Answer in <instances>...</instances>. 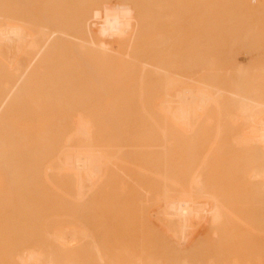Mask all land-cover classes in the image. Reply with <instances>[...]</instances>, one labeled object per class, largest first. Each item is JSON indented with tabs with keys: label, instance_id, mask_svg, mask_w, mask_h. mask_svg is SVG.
<instances>
[{
	"label": "rangeland",
	"instance_id": "374dc122",
	"mask_svg": "<svg viewBox=\"0 0 264 264\" xmlns=\"http://www.w3.org/2000/svg\"><path fill=\"white\" fill-rule=\"evenodd\" d=\"M4 1V0H3ZM5 1H7V0H5ZM19 1H22V2H19ZM33 2H31V1H26V2H24V0H17V3L19 2V4H15L14 6H12V5H10V4H12V2H10V3H8L7 4V2L2 6V8L5 6V8L4 9H0V10H12V9H15V10H17V8L19 9L18 10V12H24L26 9H27V11H29V12H27V13H30V14H28V15H30V16H28L27 15V18H30V19H34V17L33 16H36V18L39 20V21H41V23L42 24H49L48 26H50V27H47L46 29L48 30H46L45 29V31H47V32H51L52 30H50L51 29V27H53V26H55V27H53L52 29H54V30H57L58 31V29H62V27L64 28V30L65 29H69L70 28V30L72 31V34H71V31L70 30H67V33L69 34V35H74L75 37L77 36V38H74V36H72V38H66V37H63V35H62V33H59V32H56L54 35H52L51 37L52 38H50V40H49V48H53L54 47V45H56L55 46V49L53 48L52 49V51L51 52H53V51H55L56 52V49H58L57 51H60L59 49V45H62L63 43H64V45H66V46H64V48L62 49V50H64V51H66L65 53H63L62 51V53H63V55H67L66 57H68L69 56V58L70 59H77V58H79L78 60H77V62L80 60H82L80 57H83V56H85V55H83V54H86L87 52L86 51H89L88 53V57L89 56H92L93 57V55L94 56H96V57H99L98 55H95L96 53L97 54H99V53H101V52H99V51H101L100 50V47H99V49H97V50H99V51H96V48H90L91 50H93V51H96L95 53H90V52H93V51H91L89 48H88V45L87 46H84V47H86L85 49L86 50H83V48L84 47H81V48H79V42L80 41H78V40H81V42H82V40L84 39H86V37L88 38V42H89V40H91V43H92V41H93V43H97V45L98 44H101L100 46H103L104 45V43H106V41L108 42V43H106L105 45H107V44H109V45H111V47H113V44H114V47H113V49L115 48L116 49V46L118 45L119 46V42H121V44H123L122 42H124V43H126V42H128L129 43V45L128 44H124V46H119V47H117V48H119V52H121V54H120V56L122 57H124V58H121L120 56H119V54H118V57H115L114 55H117V54H114V53H111L110 52V58H112L111 56V54H113V59H112V62H113V66H111L112 65V63L111 62H108L107 60H110V58L109 59H106V57L108 58L109 56L107 55L106 57H103V58H105L104 60L103 59H101V57L103 56V55H101V57H100V59H97L96 57H91V60H92V62L94 61V63H92V65L90 64V65H88V62L87 63H85L84 62V59H83V61L82 62H84V64H82L81 62H78V63H76V60H71L72 61V65H71V63L69 64V65H71L72 66V68H70V66L68 67V65H67V63L65 62V64L64 65H67V66H65V67H68L69 69L67 70L66 68H64V69H66V70H63V69H61V67H62V63L64 62V58H60L61 59V61H59V59H58V63H59V65H58V63L56 64V63H53V65L51 64V62H49L48 64L45 62L44 64L46 65V67L48 68L49 67V69H47V72L50 70V64H51V66H52V68H55L54 67V65H57V67H59V68H55V69H59V70H61V72L63 71V73H61L60 71L58 72V70H56V72H53L54 71V69H53V71L52 70H50V74L53 72L54 74H55V76H53V74H51V80H47V78L45 79V80H47V81H45L44 80V78H42L41 80H40V85H41V87L42 86H44L45 88H44V90H46L47 91V94H46V91H44L43 90V88H41L42 89V91H40V93H42L43 91V95H45V96H43L42 94H40V95H42V98L44 99L45 98V101L43 100V102H46V101H50L51 99H52V101L53 102H56L55 100H54V98H56V97H52V96H55V95H57L58 93H56L55 91H56V87L59 85V87H57V88H59L60 90H63V88L64 87H66L67 89H66V91H70L67 95H68V97L71 95V92L73 93L72 94V96H70V98H71V101L73 100V101H75V100H77V99H75V98H77V97H79L80 98V100H78V101H76V102H81V103H84V104H82V106L84 105V106H86V104L88 103H90L92 106L91 107H89V108H92V110H94V113L95 112H97L99 109H100V111L98 112V113H96V114H94L93 112V114L94 115H98V118L100 119V117H102L103 116V118H101L102 120H101V123H104V125H102L101 123H100V125L101 126H99V127H101V128H99L98 129V132L101 134H99V135H97V139H98V136L100 137H102V141H103V137H104V139L105 140H107V141H109L110 142V144H112V141H114V143L115 142H123L122 144H123V146L124 147H122L123 149H125V144H127V149H125L124 151H122L123 149H120L119 147V149H120V153L121 152H123L122 153V155H125V157L123 156V157H118L117 155H120L119 154V149L117 148V146H118V144H112L111 146H110V144L108 145V146H105V145H107V144H105L104 146L106 147V148H108V150H109V152H111V153H113L114 152V154L113 155H115V153H116V155L115 156H117L114 160H116L115 161V163L117 164H121V166H123V167H117V165H116V169L117 168H119V169H122V170H118L119 171V173H117V175L115 176V173H114V176H113V174H110L111 176L109 177V178H111L110 180H108L106 183H104L105 184V186H104V184H101L100 186H99V188H98V190H96L93 194H91V195H93V197L90 199H88L89 200V202H87L88 203V206L89 207H84V205H82V204H80V205H78L79 207H83V208H85V209H82V207L81 208H77V207H75L74 209L73 208H70L69 207V205L68 204H66V202L64 203V202H62L63 200H60V199H58V200H56L57 201V205L59 206L60 205V207H57V209H59V210H57V209H55L54 208V206L52 207V205H56V204H50L51 202L52 203H56V201L54 200V196H56L57 194H49V192L48 191H46V192H48V194L50 195V196H52L51 198H52V200H51V202L49 203V201H50V197H49V195H47V199H49L48 201H46V200H44L45 201V204L47 203L48 204V207L50 206L51 208H53L54 210H57L58 211V213H60V215H58V213L57 212H53L52 213V211H54L53 209H52V211H50L51 210V208L50 209H47L46 211H48L47 213H49L48 214V216L44 219V222L46 223H49L48 222V219H52L53 218V220H55V219H58L59 217H60V219L61 220H63L62 219V217H64L65 219L63 220V221H65L66 219H68L69 218V216L67 217V214H70V212L68 211L69 209H68V207L70 208V210L71 211H73V212H75L77 209H82V210H80V212L78 213V214H76L77 216H79V217H77L76 218V216L75 215H71L72 216V218L70 217V219H72V220H74V218H75V220L73 221V225H75V226H73L72 228H77V229H79V227L81 226V228L80 229H86L87 230V234H88V236L89 237H84V238H82L81 239V241L79 240V241H76V242H72L71 241V245L68 247L69 249H67V253H69V254H72V250H73V248L72 247H74L75 245V247H74V251H77L78 252V255L80 254L79 252H81V251H84V253L83 252H81L82 254H83V256H85V255H88V256H86V257H83L81 254H80V258L78 257V258H76L77 260L79 259V262H81V261H83L84 259V261H85V263L84 262H81V263H83V264H89V263H91V260L90 261H88L89 260V258H91L93 255V248H92V246L90 245L91 244V242H89V241H91V237L93 236V238L95 237V238H97V239H95L94 238V240H95V243L97 244L98 243V245L100 246V248H101V250L102 249H104V250H102V252H104L105 254H108L107 256H105L104 255V259L105 258H107V257H109V256H111V259L109 258L108 260H113L112 258H115L114 259V263L113 262H111L112 264H116V261L117 260H120V261H118L117 262V264H124V262H126V261H128V262H130V261H132V260H135V258H136V260L137 259H142L141 261L143 262V260H144V262H146L145 260H151V259H153L152 257H151V255L154 253L155 254V256H157L158 255V252L160 251V252H162V253H165V254H163V259H176V258H179V257H181V256H176L175 255V253H174V256H172V255H169V252L171 251L172 252V250H171V246H169V245H166L165 244V240L164 239H161V241L163 240V242H160V241H158V239H156V232H154V229L153 228H151V223L152 222H149L147 219L145 220L143 217H146L145 215L148 213V214H150V213H152V214H154L153 212V209H151L152 210V212H149V211H151L149 208H144V206H141V203H142V205H143V203L146 201H149L150 200V198L153 196V194H151V193H154V196H155V193L157 194V189L159 188V186L158 185H160V183H159V179L160 178H158L157 177V172L159 171L158 169H156L155 167H152V169H151V167H150V165H151V163H155L153 166H155V165H157V163L155 162V161H157L156 160V156H157V149L156 148H158L157 147V143L155 142V137H156V132L158 131V125H159V120H158V116H159V108H157V106L159 107V103H160V101H161V99H162V94H161V92H160V90H158V87H157V85L155 84L156 82H154V80H153V82H154V84H150V83H152V81L151 82H146V81H150V77H147V79H146V76H148V75H151L150 73H151V68L153 67L152 66V63L154 64L156 61L158 62L160 59H161V61L163 60V59H165V62L167 63V65H166V63H163V65L165 64L167 67H169V69L171 68V67H173L172 69H170V70H174V71H176V69H178L177 71H179V70H181L182 72V74H186V78L184 77H182V74L180 75V74H178V75H180L183 79H187L188 80V78L187 77H189V79H190V81L191 82H189V80L188 81H186V83L184 84L185 86L182 88L181 86H179V84H177L179 87H175L176 89H174V91H173V94H174V96H173V101H172V110H173V113L174 114H177L175 117H174V121H175V124H177V128L178 127H180V130L179 129H177L176 128V130H175V132H176V136H175V138L177 137V135L179 136V135H181V136H179V137H177L176 138V141H177V144L178 145H176V143H175V147H182V148H180L181 150L178 152V157L177 158H179L180 157V159H178V160H175V162L176 163H178V164H180V169H177L178 170V174H180V175H183V171H181V169H183L184 170V168H185V166H186V168L189 166V165H191V164H193L194 165V163H193V161L192 160H194L195 162H197L198 161V158L200 157V153L201 152H203V153H201V155L202 154H206V153H208L207 152V149H211L210 150V152L208 153V156H206V158L207 157H209V159L207 160V159H204V162L202 163V166H201V169L200 170H202V172L204 171V170H206L207 168H209L208 169V180H207V183H208V185L206 184V187H208L207 189H209L210 187H215V188H210V189H212V190H215L217 193V195L218 196H221L222 197V200H224V203H226V205L228 204L229 206H230V208L229 209H227V211H228V213L230 214V213H233V212H236V213H233V214H235V216L238 218V220H239V218H240V220L242 221H238V220H236L237 218L235 217V216H233V217H231V218H235V219H232V220H234V222L236 223H232V220L230 219V216L232 215H229V218H228V221L229 220H231V225H230V227H229V225L227 224V226H225V223H224V227H225V229H223L224 227L222 226H220L219 225V227H221V229L218 231V229L217 228H219V227H215V229H214V227L213 226H211V225H206V228L204 227H200V226H198V227H200V230H198V228H197V226H196V228H195V230L197 231L196 233V236L198 237L199 235H201V236H199V238H196L195 240H196V242H195V240L192 242L193 243V247H191V250L189 251V247H188V249H186L185 248V251L186 252H189L187 255L189 256L188 258H191V259H189V261H192V262H196V261H199V262H206L208 259H212L211 261H215V263L216 264H228V262L231 260V262H232V260H233V258L234 257H238V262L236 263V264H240V261H241V264H246V260H252L251 262L250 261H248V264H256L257 262L259 263L260 262V260H261V264H264V193L263 194H261L260 195V193H262V192H264V189L263 190H261L262 189V187L264 188V184H262L264 181V171H263V174H261L262 172V170H261V168L264 166V161L263 160H261V159H259L258 158V156L256 155V153L254 152V153H250V152H248L249 154H247V152H246V150H245V152H244V149L242 148L241 149V147L240 146H238L236 143H234V142H231L230 140L233 138V136H234V133L236 132V130L240 127V126H237V125H240V123H241V121H236V123H235V126H237V127H234V122H233V125H232V123H231V119H233V118H231V116H233L232 114H231V116H230V108H229V110H228V107H226V106H223V105H225V104H223L224 102H226V99L228 98V96L226 97V95H224L225 97H226V99L224 100V102H220V104H219V101H222V99H224L225 97L224 96H222V97H217L218 95L216 94V93H212V92H209V93H207L208 91H205V86H204V84H208V82H206V83H203L202 81L204 80V78L206 79L207 78V80L209 79L210 81H209V84L211 85L212 84V82H216V86H218V89H216L215 88V86H214V88H215V91L214 92H216L217 90H219V89H221V88H219L220 86H221V84L223 85V87H226V88H228V89H226V90H229L230 89V91L231 90H238V88L239 87H241V83L243 82V87L245 86V81L247 82L248 80V78H249V72H251L252 73V71L255 73V65L256 64H258V62L260 63V64H264L262 61H264V15H257V16H249V15H247V13H245L244 12V9H240V7H242V6H240V4H239V0H78V2H77V0H62V1H64V2H62V3H59L60 5H62L61 7H57L56 6V3L54 4V1L56 2V0H50L49 2L48 1H46V0H32ZM37 1H39V2H37ZM45 1H46V3H45ZM59 1H61V0H59ZM84 1H85V3H84ZM124 1V2H123ZM132 1V3H130ZM81 2V3H80ZM83 2V3H82ZM134 2V3H133ZM146 2V3H145ZM237 2V3H236ZM38 3V4H37ZM45 3V4H44ZM92 3V4H91ZM149 3V4H148ZM262 3H264V0H251V4L254 6V7H256L257 5H259V4H262ZM47 4H49V6L48 7H46L47 6ZM55 5L57 8H55V6H53L54 8H51V6L52 5ZM57 4H58V2H57ZM59 4H58V6H59ZM73 4V6H71ZM126 4V5H125ZM129 4H131V5H129ZM145 4V5H144ZM150 4H151V6H150ZM154 4V5H153ZM6 5H8L9 7H7ZM17 5V6H16ZM22 5V6H21ZM34 5L36 6V7H34ZM75 5V6H74ZM128 5V6H127ZM144 5V6H143ZM236 5V6H235ZM238 5V6H237ZM1 6V5H0ZM40 6H42L41 8H40ZM64 6H65V9L63 10L62 8H64ZM78 6V7H77ZM152 6H154V8L152 7ZM10 7H11V9H10ZM13 7V8H12ZM34 9H33V8ZM43 7L45 8H48V10H49V12H47L48 10L47 9H44L45 11H42V12H44V13H42L41 11H39L40 9L42 10L43 9ZM107 7H109V8H107ZM123 7V8H122ZM144 7V8H143ZM147 7V8H146ZM24 8V9H23ZM37 8V9H36ZM40 8V9H39ZM105 8H106V10H105ZM148 8L150 9L149 11H147L148 10ZM239 8V9H238ZM54 9V10H53ZM58 9V11H56ZM61 9H62V11H61ZM88 9V10H87ZM99 11H98V10ZM104 9V10H103ZM51 10H53V11H51ZM109 10H110V12H112V13H109ZM132 10V11H131ZM154 10V12L152 13V11ZM239 10V11H238ZM30 11H32V12H30ZM54 11H56L55 12V14L53 13ZM69 11V12H68ZM77 11H79V12H77ZM81 11H82V13H81ZM86 11V12H85ZM143 11H145V12H143ZM147 11V12H146ZM1 12V11H0ZM39 12V13H38ZM60 12H64V14L63 15H61V13ZM73 12V13H72ZM88 12V13H87ZM119 12H121V13H119ZM122 12H123V14H122ZM45 13H49L48 14V16L50 15V14H53V15H50V17H49V20H50V22L52 21V23L50 24L49 23V21L47 20V18H48V16H47V14H45ZM69 13H71V14H69ZM83 13H84V16H83ZM96 13V14H95ZM114 13V14H113ZM124 13H125V15H124ZM147 14L148 16H149V18H148V16L147 15H145V14ZM150 15H149V14ZM152 13V14H151ZM165 13V14H164ZM202 13H203V15H202ZM38 14V15H37ZM43 14V15H42ZM58 14V15H57ZM67 15V17H66V15ZM72 14H74V16L72 15ZM78 14H79V16H80V18H82V19H79V16H78ZM117 14V15H116ZM127 14H129V15H127ZM145 15L144 17H143V15ZM156 14H158V15H156ZM205 14H206V16H205ZM33 15V16H32ZM45 15V16H44ZM70 15L71 16H73V18H72V20L74 21V23H77V25L75 26L74 24H73V21L71 20V17H70ZM94 15V16H93ZM106 15H107V17H106ZM110 15V16H109ZM151 15H152V17H151ZM44 16V17H43ZM47 16V17H46ZM52 16H54V17H52ZM57 16V17H56ZM59 16V17H58ZM69 16V17H68ZM75 16H77L78 17V19L75 17ZM107 18V19H105L104 20V18L105 17ZM154 16V17H153ZM52 17V18H51ZM61 17V18H60ZM93 17V18H92ZM95 17V18H94ZM101 17V18H100ZM113 17H114V20H115V22H114V20H112L113 19ZM116 17V18H115ZM119 17V18H118ZM124 17H125V19H124ZM143 17V18H142ZM151 17V18H150ZM236 17V18H235ZM46 18V19H45ZM57 20H56V19ZM65 18V19H64ZM68 18H70L69 19V22L70 21H72L71 23L73 24H68V25H66L68 22ZM123 20H122V19ZM128 18V19H127ZM140 18V19H139ZM53 19H54V21H53ZM62 19H64V20H62ZM110 19V20H109ZM118 19V20H117ZM130 19H133V20H130ZM135 19V20H134ZM47 20V21H46ZM64 21V23L62 22H57V21ZM79 20V21H78ZM81 20V21H80ZM85 22H84V21ZM107 20H109V21H107ZM126 21V23L125 22H123V21ZM139 20H141V21H139ZM143 20H146L145 21V23H144V21ZM106 21V22H105ZM110 21H112V22H110ZM118 21H120L119 23H116V22H118ZM129 21H132V23H134V25L131 23V22H129ZM163 21V22H162ZM176 21V22H175ZM216 21V22H215ZM256 22L258 25V27L257 28H259V29H257L258 31H255L256 33H254V32H251L252 34H254V36L256 35V38L254 37V36H247V35H249L248 34V32L246 31V29H244L245 27L248 29L249 28V24H250V22ZM44 22V23H43ZM55 22H57V23H55ZM67 22V23H66ZM81 22H83V25H82V23ZM105 22V23H104ZM121 22L123 23V24H121ZM140 22V23H139ZM60 23V24H59ZM66 23V24H65ZM85 23V24H84ZM113 23V24H112ZM116 23V24H115ZM152 24V25H150V24ZM53 24V25H52ZM56 24V25H55ZM106 24V25H105ZM110 24H112V25H110ZM126 24H128L127 26H126ZM131 24V25H130ZM252 24V23H251ZM110 25V26H109ZM113 25H115L114 27H113ZM117 25V26H116ZM121 25V26H120ZM142 25H143V27H142ZM155 25V26H154ZM160 25V26H159ZM182 25H184V26H182ZM249 25V26H248ZM44 26V25H43ZM58 26H60V27H58ZM69 26V27H68ZM72 26H75V28H77L78 26H79V28H81L82 27V29H79V32H77V30H74V27H72ZM81 26V27H80ZM84 26V27H83ZM123 26V27H122ZM129 26V27H128ZM134 26V27H133ZM234 26V27H233ZM87 27L89 28V29H87ZM105 27H107V28H105ZM111 27H113V28H111ZM122 27V28H121ZM141 27V28H140ZM154 27V28H153ZM215 27L217 28L216 30H215ZM56 28V29H55ZM58 28V29H57ZM73 28V29H72ZM83 28H85V30L83 29ZM96 28V29H95ZM108 28L109 29H111V30H108ZM115 28H116V30H115ZM117 28H118V31H117ZM124 28H126V29H124ZM130 28V29H129ZM134 28H136V29H134ZM242 28V29H241ZM104 31H103V30ZM114 29V30H113ZM185 29V30H184ZM64 30H62V31H64ZM81 30V31H80ZM89 30V31H88ZM242 30V31H241ZM244 30V31H243ZM103 31V32H102ZM106 31H108V32H106ZM123 32V34H122V32ZM126 31V34L127 35H125V32ZM134 31V32H133ZM207 31H209V32H207ZM218 31V32H217ZM65 32V31H64ZM76 32V33H75ZM236 32V33H235ZM259 32V33H258ZM57 33H59L58 35H60V37L57 35ZM107 33H109V34H107ZM111 33V34H110ZM113 33V34H112ZM114 33H115V35H114ZM121 33V34H120ZM141 33V34H140ZM251 33H250V35H251ZM76 34V35H75ZM79 36H78V35ZM99 35V37H98V35ZM104 34V35H103ZM140 34V35H139ZM160 34H162V37L160 38ZM204 34V35H203ZM243 34V35H242ZM67 35V34H66ZM81 35V36H80ZM119 35V36H118ZM123 35H125L124 37L125 38H123ZM163 35H164V37H163ZM209 35H211L210 37H209ZM220 35V36H219ZM233 35V36H232ZM236 35V36H235ZM237 35H238V38H237ZM57 36V37H56ZM61 36L63 37V38H61ZM104 36V37H103ZM115 36H117V38L115 37ZM129 36H131L130 38H129ZM176 36V37H175ZM214 36V37H213ZM223 36V37H222ZM55 37V38H54ZM82 37V38H81ZM98 37V38H97ZM108 37V38H107ZM120 37H122V38H120ZM197 37H199L198 39H197ZM205 37H207V39L205 38ZM212 37V38H211ZM242 37V38H241ZM63 39L62 41H63V43H61V42H59V44H57L58 43V41H59V39ZM102 38H104L103 40H102ZM114 38H115V40H114ZM127 38V39H126ZM128 38L130 39V40H128ZM166 38H167V41H164V40H166ZM190 38V39H189ZM53 39V40H52ZM55 39H57V40H55ZM67 39V40H66ZM78 39V40H77ZM119 39H121V40H119ZM134 41H133V40ZM160 39H162V40H160ZM195 39V40H194ZM51 40L53 41V42H51ZM65 40V41H64ZM87 40V39H86ZM98 40V41H97ZM100 40H102V42L100 41ZM110 40V41H109ZM124 40H126V42L124 41ZM128 40V41H127ZM150 40V41H149ZM153 40H155V41H153ZM190 40V41H189ZM194 42H193V41ZM215 40H216V42H215ZM57 42V43H55V42ZM61 41V40H60ZM151 41H153V42H151ZM162 41V42H161ZM51 42V43H50ZM75 42L76 43H79L78 45H74L75 44ZM88 42H85V43H88ZM111 42V43H110ZM131 42H132V44H131ZM161 42V43H160ZM167 42H168V44H167ZM83 43V42H82ZM84 43V44H85ZM117 43H119V44H117ZM154 43V44H153ZM189 43V44H188ZM209 43V44H208ZM149 44V45H148ZM158 44V45H157ZM171 44V45H170ZM103 46V48L105 49V48H109V47H106V46ZM108 45V46H109ZM128 45V46H127ZM191 45V46H190ZM197 45V46H196ZM226 45V46H225ZM128 47V49H127V47ZM131 46V47H130ZM140 46H143V47H141L140 48ZM149 46H153V47H149ZM154 46H155V48H154ZM185 46V47H184ZM193 46V48H191ZM199 46V47H198ZM209 46V47H208ZM222 46V47H221ZM63 47V46H62ZM75 47H77L78 49H77V51H80V52H78V53H76L75 52V56H73V51H75L73 48H75ZM110 47V48H111ZM122 47H124L125 49H123ZM158 47V48H157ZM162 47V48H161ZM184 47V50L182 49ZM195 47V48H194ZM208 47V48H207ZM49 48H47L48 50H50ZM164 48V49H163ZM201 48V49H200ZM76 49V48H75ZM101 49H102V47H101ZM112 49V48H111ZM112 49V50H113ZM123 49V50H122ZM144 49V50H143ZM152 49V50H151ZM180 51H179V50ZM191 49V50H190ZM200 49V51H198ZM209 49V50H208ZM213 49V50H212ZM46 50V49H45ZM68 50V51H67ZM112 50H110V51H112ZM130 50V51H129ZM134 50H136V51H138L136 54L135 53H133V52H136V51H134ZM143 50V51H142ZM160 50H162V51H160ZM187 50V51H186ZM196 50V51H195ZM202 50V51H201ZM217 50V51H216ZM81 51H83V52H85V53H83V54H81ZM114 51V50H113ZM127 51V52H126ZM142 52V53H139V52ZM148 51H152L151 53H150V55H148ZM189 51V52H188ZM231 51H233V52H231ZM99 52V53H98ZM115 52L117 53V51L115 50ZM129 52V53H128ZM145 52V53H144ZM160 52V53H159ZM197 52V53H196ZM200 52V53H199ZM222 52V53H221ZM231 52V53H230ZM71 54V56H70V54ZM132 53V54H131ZM158 53V54H157ZM188 53H190L189 55H187ZM196 53V54H195ZM219 53H221V54H219ZM69 54V55H68ZM78 54V55H77ZM128 54V55H127ZM141 54V55H140ZM143 54V55H142ZM144 54H146V55H144ZM60 55V53L58 54V56ZM76 55H77V57H76ZM81 55H83V56H81ZM125 55V56H124ZM127 55V56H126ZM133 55L136 57V56H138V57H133ZM197 55H198V57H197ZM224 55V56H223ZM228 55V56H227ZM231 55H232V57H231ZM62 56V55H61ZM79 56V57H78ZM128 56H130L129 58H128ZM173 56H175V57H173ZM193 56V57H192ZM65 57V56H64ZM72 57V58H71ZM86 57V56H85ZM141 57V58H140ZM162 57H163V59H162ZM182 57L183 58H189L188 60L186 59H182ZM196 57V58H195ZM214 57V58H213ZM227 57V58H226ZM230 57V58H229ZM58 58V57H57ZM68 58V59H69ZM120 58H121V60L123 59V61H126V63L125 62H123L122 63V61L120 60ZM126 58V59H125ZM176 58V59H175ZM194 58V59H193ZM223 58V59H222ZM62 59H64L63 60V62H62ZM70 59H69V61H70ZM86 60L88 59V58H85ZM90 59V58H89ZM94 59V60H93ZM115 59V61L117 62H115L116 64H114V60ZM117 59H119V60H117ZM128 59V60H127ZM139 59V61H137ZM143 59L145 60V61H143ZM179 59V60H178ZM221 59V60H220ZM228 59H230V60H228ZM66 60H67V58H66ZM97 60H99V61H102V62H104L105 60H106V65H101V63L102 62H100L99 63V61H97ZM147 60V61H146ZM190 60H191V62L192 63H189L190 62ZM214 60V61H213ZM228 60V61H227ZM235 60V61H234ZM68 61V62H69ZM70 61V62H71ZM97 61V65L95 66V67H101V66H105V68H103L102 67V69H108V67H110L109 69V71H112L113 69L115 70V68H120V67H124V69L126 68L127 69V66L126 65H128V62H129V65H128V68L130 67V68H136L137 70H135L136 71V73H135V71H134V69H133V71H134V73L132 74V76L130 75V73H126L127 75H130V79H129V77L126 75V77H125V74H121L120 73V75H122V77L120 76V75H114V79L113 80H110L112 77H109V81H114L115 79H116V83H115V81L114 82H109V83H111V84H108V79H107V77H108V74L107 73H109L110 74V72L108 71V72H105L104 70H103V73L105 72V75L107 74V76H105L104 78H106L107 79V81H106V79L103 81V74L102 73H100V75H101V77H100V75H98L101 79H102V81L105 83V85H104V83L102 84L101 83V80H98L97 79V77H96V79L94 78V75H95V73L91 76L90 75V77H91V79H90V77L88 76L89 74H92L91 73V70H92V68H94V65H95V62ZM119 61V62H118ZM134 61V62H133ZM141 61H143V63L140 65L139 63L141 62ZM193 61H194V64H193ZM212 61H213V63H212ZM240 61V62H239ZM254 61V62H253ZM74 62V63H73ZM137 62H139L138 64H137ZM150 62H152V63H150ZM184 62V63H183ZM202 62V65L200 64ZM250 62V63H249ZM253 62V63H252ZM91 63V62H90ZM108 63H111V64H108ZM144 63H148V65L147 64H145V66H144ZM182 63V64H181ZM245 63V64H244ZM250 65L251 64V66H252V64L254 65V66H252L251 68H249V66H248V64ZM81 65V66H78V65ZM117 64H118V66H117ZM150 64V65H149ZM171 64V65H170ZM187 64H188V66H187ZM240 66H239V65ZM43 65V64H42ZM49 65V66H48ZM64 65H63V67H64ZM101 65V66H100ZM109 65V66H108ZM137 65H139V67L137 66ZM164 65V66H165ZM174 65V66H173ZM182 65H183V67H182ZM212 65V66H211ZM61 66V67H60ZM77 66L79 67V71H77V72H75L76 71V68H77ZM86 66V67H85ZM117 66V67H116ZM126 66V67H125ZM142 66V67H141ZM147 66H149V67H147ZM189 66H191V67H189ZM196 66V67H195ZM241 66H242V68H245L246 66H248V70H246L247 71V73H245L247 76L244 78V80H242L243 78L241 77L243 74H244V71L243 72H240L239 73V68L241 69ZM42 67V66H41ZM43 67H45V66H43ZM73 67L75 68V69H73ZM90 67V68H89ZM92 67V68H91ZM192 67H194V68H192ZM203 67V68H202ZM84 68H85V70H84ZM86 68H87V70H86ZM91 69V70H89V69ZM112 68V69H111ZM184 70H183V69ZM187 68V69H186ZM192 68V69H191ZM260 67H258V70H260L261 68H263V67H261L260 69H259ZM70 69L72 70H74V71H71L70 72ZM95 69V68H94ZM94 69H93V71H94ZM98 69V68H97ZM142 69H144V70H142ZM145 69H148L146 72H145ZM191 69V70H190ZM212 69V70H211ZM228 69V70H227ZM238 69V70H237ZM253 69V70H252ZM6 69L3 67H0V79H1V82H2V84H3V86H2V90L3 91H5L4 90V84H6V83H4V81H2V79H4L5 81H11V82H13L14 81V78H11L10 77V75L9 74H7V71H5ZM82 70H84V71H86L84 74H80V72L82 73ZM89 70V71H88ZM121 70V69H120ZM140 70V71H139ZM187 70V71H186ZM251 70V71H250ZM264 70V69H263ZM68 71L70 72L69 74H71V75H69L70 77H71V79H70V77H69V79L70 80H68V81H61V80H63V79H61V77L59 78V81H61V85L62 86H60V84H59V81H58V77H56L57 75L58 76H62L64 73H65V75L67 76V74H66V72L68 73ZM101 70H99V72H100ZM117 71V70H116ZM125 71V70H124ZM127 71H130V70H128L127 69ZM218 71H220V72H218ZM237 71V72H236ZM44 73L45 75H47L48 73ZM58 72V73H57ZM88 72H89V74H88ZM94 72H96V71H94ZM120 72H123V70H121ZM171 72H173V71H171ZM209 72V73H208ZM217 72L218 73H220L219 75L217 74ZM260 72V71H259ZM262 72H264V71H262ZM86 73H87V75H86ZM112 73V72H111ZM113 73H115V71L113 72ZM112 73V74H113ZM146 74V73H149V74H146V76L144 75V74ZM176 73H178V72H176ZM189 73V74H188ZM237 73H239V74H237ZM5 74V75H4ZM112 74H110V75H112ZM244 74V75H245ZM256 74L257 75H255V79H257L256 77H258V79H261L262 77H261V75L262 74H260V73H258V72H256ZM260 74V75H259ZM7 75H9V76H7ZM144 75V78L143 77H141V76H143ZM174 75H177V74H175L174 73ZM201 75V76H200ZM252 75V74H251ZM264 75V74H263ZM2 76H3V78H2ZM49 76V74L47 75V77ZM65 76V78H68V77H66ZM74 76V77H73ZM117 76H119V78H122L123 79V81H124V83H122L121 82V84H119L120 83V79L119 78H117ZM180 76H177V78L178 79H180L181 77ZM204 76V77H203ZM206 76V77H205ZM219 77V78H217V80L219 81V79L221 80L220 82H217V80H215V78L216 77ZM238 76H240V77H238ZM8 77H10V80H9V78ZM44 77H46V76H44ZM55 77V79H53ZM82 77H84V80L82 81V80H80V78L82 79ZM87 77V78H86ZM141 77V78H140ZM191 77V78H190ZM195 77V81H192V80H194V79H192V78H194ZM62 78H64V76L62 77ZM137 78V84H138V82H139V80L141 79V81H142V83L143 82H146V83H149L150 85H151V91H149L150 90V88H149V84H148V86L147 85H144V83H143V85L146 87V89L147 88H149V89H147L149 92H147V90H145V87H142V88H137V91L138 90H140L139 91V93H142V95H144V96H141V94H140V100H138L139 99V97L137 96L136 97V95H137V93H136V89L134 88V87H136L135 86V84H134V90L133 89H131L130 87H128L129 86V82H131V80L133 79V80H135ZM140 78V79H139ZM200 78V82H202L201 84H199V85H201V86H204V87H201L200 89H199V85L198 84H195V83H197V79H199ZM211 78H213L212 80H211ZM222 78V79H221ZM8 79V80H7ZM74 79V80H73ZM78 79V80H77ZM86 79H90L92 82H94V83H96L95 84V86H93L94 85V83H93V85L90 83V80L88 81V80H86ZM129 79V80H128ZM146 80V81H143V80ZM192 79V80H191ZM240 79V80H242V81H240L239 83H238V80ZM251 79H252V77H251ZM251 79H249V80H251ZM44 80V83L42 82ZM56 80V81H55ZM67 80V79H66ZM94 80H97V81H94ZM133 80H132V83H134L133 82ZM184 80V81H185ZM225 80V81H224ZM232 80V81H231ZM253 80V79H252ZM261 80H263V79H261ZM73 81V83L75 82L76 84L75 85H77V82L78 81H80V83H82V82H84V83H82L83 85H81L80 86V84H79V82H78V84H79V86L78 87H75L74 88V86H72V85H74V84H72L71 82ZM82 81V82H81ZM99 81V84L97 83ZM106 81V82H105ZM129 81V82H128ZM180 83H181V79L180 80H178ZM183 81V82H184ZM253 81H255L256 82V80H253ZM46 82H48V83H46ZM51 82H52V85H53V83H54V85H56V86H52L51 87ZM56 82H57V84H56ZM66 82V83H65ZM88 84V85H90V86H88V89L86 88L87 87V85H84V84H86V83ZM118 82V83H117ZM126 82V83H125ZM254 82V83H255ZM259 82H261V81H258L257 82V84L259 83ZM63 83V84H62ZM71 83V84H70ZM116 85H115V84ZM145 83V84H146ZM198 83H199V81H198ZM234 83H238L239 84V87H233V86H235V85H233L232 86V84H234ZM251 83V82H250ZM253 83V85L256 87H254L253 86V89L255 88L256 90H258V88L260 89V88H263V89H261V91L262 90H264V82L262 81V84L261 85H255ZM1 84V83H0ZM7 84H10V83H7ZM43 84V85H42ZM44 84H46V86L44 85ZM101 84V85H100ZM107 84H108V86H107ZM112 84H114V86L112 85ZM119 84V85H118ZM228 84V85H227ZM238 84H236V86L238 85ZM21 85V84H20ZM66 85V86H65ZM96 85H98V88L96 87ZM100 85V86H99ZM102 85H104V86H102ZM109 85H110V88H108L109 87ZM111 85H112V88H111ZM128 85V86H127ZM132 85V84H131ZM142 85V84H141ZM142 85V86H143ZM155 85V86H154ZM231 85V86H230ZM249 85V84H248ZM1 86V85H0ZM83 86V87H82ZM86 86V87H85ZM139 86H140V83H139ZM138 86V87H139ZM189 86H190V88H189ZM207 86V85H206ZM250 86H251V84H250ZM4 87V88H3ZM60 87H62V88H60ZM81 87H82V90H83V92H82V90H81ZM91 87H93L94 89H97V91H95L94 90V92L97 94V93H101V95H100V97L101 98H103V99H101V98H97V97H95V98H93V95L95 94V93H92L91 92V90H90V88ZM100 87H102V88H100ZM123 87V88H122ZM128 87V88H127ZM155 87H157V88H155ZM186 87V88H185ZM197 87V88H196ZM222 87V86H221ZM231 87H233V89L231 88ZM258 87V88H257ZM77 88V89H76ZM80 88V89H79ZM93 88H91L92 90H93ZM103 88H104V90H103ZM110 89L109 90V92H108V90H106L105 91V89ZM144 88V89H143ZM205 88V89H204ZM235 88V89H234ZM242 88V87H241ZM246 88H247V86H246ZM246 88H244V91H245V89ZM252 88V86L251 87H249V89L250 90H252L251 89ZM55 89V90H54ZM80 91H79V90ZM85 89H87L86 91H85ZM100 89V91H98ZM101 89H102V91L103 92H101ZM114 89H116V90H114ZM121 89L123 90V91H121ZM126 89V90H125ZM130 90L131 89V91H129L128 92V90ZM184 89H185V91H186V94L187 93H189V96L187 97V95L185 96L184 95ZM198 89V90H197ZM202 89H204V93H207L206 95L202 92ZM240 89V88H239ZM254 89V90H255ZM1 90V91H2ZM59 90V91H60ZM77 90V91H76ZM142 90V91H141ZM143 90H145V93L147 94V95H145L144 94V91ZM157 90V91H156ZM201 91L204 95H205V97H203V96H201V94L199 95V97H201L200 99H199V97H198V100L199 101H196V103L197 102H199L200 103V105H198L197 104V106H198V108H199V106H201V102H202V106L201 107H203V106H206V112L204 111V110H201L202 108H200V109H198V111H199V113L198 112H195V111H197V106L195 107V105H196V103H193V101H195V100H197V98H196V96H198L197 94L195 95V93H198V92H196V91ZM223 90H225V88L223 89ZM243 90V89H242ZM58 91V90H57ZM84 91H85V93H88L89 91V93L87 94V95H89V94H92V96H91V98H92V100H91V98L89 99V101L87 100L86 102V104H85V101H84V99H82V98H85V100H86V98H89V97H81L80 95H85V93H84ZM118 91L122 94V92L124 93L123 95H121V96H123V98H122V100H119V101H117L118 99H121V96L119 95V93H118ZM134 91V92H133ZM188 91V92H187ZM192 91V92H191ZM238 91H241V90H238ZM248 91V90H247ZM260 91V92H261ZM62 92V91H61ZM83 93V94H80L79 95V93ZM105 92V93H104ZM125 92H128V93H130L126 98H127V101L125 100L126 98H125V96L127 95V93L125 94ZM132 92L134 93L133 95H131L132 94ZM150 92H152L151 94H150ZM195 92V93H194ZM246 92V91H245ZM248 92H250V91H248ZM264 92V91H263ZM53 94V95H50V94ZM56 93V94H55ZM106 93H108V94H106ZM136 93V94H135ZM200 93V92H199ZM48 94L50 95V97H52L51 99H49L48 100V98H50V97H47L48 96ZM76 94L78 95L77 97H76ZM103 94H105L104 96H103ZM115 94H117L118 95V98L116 97L117 95H115ZM212 94H213V96H215V97H213L212 96ZM73 95H74V97H73ZM152 95V96H151ZM176 95V96H175ZM192 95V96H191ZM195 95V97H193ZM217 95V96H216ZM58 96V95H57ZM95 96H99V94L98 95H95ZM103 96V97H102ZM107 96V97H106ZM131 96V97H130ZM149 96V97H148ZM190 96L192 97L191 99H194V98H196L195 100H191L190 99V101H189V103H188V100H189V98H190ZM206 96H208L207 98H206ZM67 97V98H68ZM112 97V98H111ZM114 97V98H113ZM132 97H135V98H132ZM188 98L187 99V101H183L185 98ZM205 98V99H203V98ZM213 97V98H212ZM36 98H38V97H36ZM47 98V99H46ZM58 98V97H57ZM65 99H62V101H61V103H63V101L65 102V100H66V96L64 97ZM70 98H68L67 99V103H72L73 105L75 104V102H71L69 99ZM74 98V99H73ZM105 98V99H104ZM110 100H108V99ZM116 98V99H115ZM150 98V99H149ZM181 98H184V99H181ZM210 98V99H209ZM214 98H216V99H214ZM222 98V99H221ZM38 99H40V98H38ZM81 99H82V101H81ZM94 99H96L97 101H98V103L100 102V104H102L103 106H101L100 107V104H97L96 106H95V100ZM113 99V100H112ZM115 99V100H114ZM134 99V101H136V109H137V111H135V110H133V109H135V107L133 106L134 104H135V102L134 101H131V100H133ZM136 99V100H135ZM143 99H145L144 101H143ZM202 99V100H201ZM206 99H209L208 101L206 100ZM214 99V101L212 102V100ZM219 99V100H218ZM17 100H18V104H17ZM16 101H14L13 102V100L11 101V102H9L10 104L9 105H11L10 107H12V111H11V113L10 114H7L6 112H7V110L6 111H4V115L5 114H7V117H4V118H2L3 119V122L4 121H6V124H11L10 126H14L13 128H11V127H5V125L3 126L2 124L3 123H1V125L3 126V128H0V132L1 133H4V135L5 136H9V137H7L8 138V142L10 143V140H11V142H12V147H14L13 146V142L15 143L14 145H17L16 144V142L18 143L19 141H21L23 138L25 139V141H21L20 142V144L22 145V148H25V150H27V148H29L28 147V145L31 147V148H29V150H32V153H33V155H36V153L38 152V151H42V147H40V146H37L36 145V143L37 144H41V146L43 145L42 144V142H43V140H45V142H47V144L45 145V147H47V149H44L45 151V153L44 152H42V154H41V152H39L40 154H41V156H45V154L47 155L49 152L51 153V150H53V149H55V147H48V146H54V145H56V143L57 142H54V141H58V139H59V137H58V134H56V130L57 129H60V130H62L63 131V129L65 130L66 129V124H63L61 121V123H60V125L63 127V128H61V127H59V124H56L55 126L53 125V122L52 121H54V124L55 123H57L56 122V120L54 119V117L55 116H53V115H56V117L58 116V111L56 110V112H55V109L57 108L56 106L59 104H57V105H55V104H52V103H50V102H48L49 104H47V103H45V104H40V106H41V108H42V106H44L42 109H40V108H38V109H36L35 110V108H33L32 109V107H30V106H32V105H28V102L30 101V98H28L27 97V99H26V95H25V98L23 99V97H18V99H17ZM26 100H29V101H26ZM57 100V99H56ZM112 100V101H111ZM125 100V101H124ZM180 100H181V102L182 103H180ZM200 100H201V102H200ZM203 100H205L204 101V103H203ZM20 101H22L21 103H20ZM41 102H42V100H40ZM141 101V102H140ZM210 101V102H209ZM36 102V101H35ZM42 102V103H43ZM60 102V101H59ZM105 102H106V104L107 105H105ZM108 102V103H107ZM113 102H115V103H113ZM133 102V103H132ZM188 103L189 105L190 104H195L194 106H193V104H192V106L188 109V107L186 108V106H188V105H186V104H184V105H182V107H181V104H183V103ZM192 102V103H191ZM206 102V103H205ZM207 102H209L208 104H207ZM212 102V103H211ZM12 103H15V104H12ZM23 103V104H22ZM67 103H65L66 105H67ZM81 103H80V105H81ZM126 103V104H125ZM128 103H131L130 104V106H129V104ZM141 103H142V105H141ZM152 103V104H151ZM211 103V107H210V104ZM218 104L217 106L215 105H213V104ZM20 104H22V105H20ZM25 104V105H24ZM108 104H112V106L110 105H108ZM123 104H125L124 106H123ZM223 104V105H222ZM13 105H16V106H13ZM18 105V106H17ZM51 105H52V107H51ZM53 105H55V107L53 106ZM69 105V104H68ZM76 105L77 104H75L74 106L76 107ZM155 106V108H154V106ZM179 105V106H178ZM214 107H213V106ZM220 105L222 106V108H220ZM21 106L23 107V109L25 108V110H23L22 111V108H21ZM27 106V107H26ZM34 106H35V104H34ZM90 106V105H89ZM105 106V107H104ZM107 106L110 108V110L112 109V107H113V110H115V111H118V110H120V111H118L119 113L120 112H122V113H124L123 115H121V114H119V113H117V112H115L114 111V114H113V112L112 113H109V112H107V110L108 111H110L109 109H107ZM119 106H120V108H119ZM128 106V107H127ZM142 106V107H141ZM143 106H146V107H143ZM149 106V107H148ZM21 108L20 110H18L17 108ZM49 107H51V108H49ZM80 107V106H79ZM86 107H88V105L86 106ZM96 107V108H95ZM115 107H117V108H115ZM122 107L124 108V109H126V110H123L122 109ZM126 107V108H125ZM182 109H181V108ZM184 107L187 109V111H186V109H184ZM192 107H194V109H192ZM213 107V108H212ZM223 107H225V109L227 110V111H229V112H227L226 113V110H223ZM28 108H30V109H28ZM47 108V109H46ZM49 108V109H48ZM78 107H76V109H77ZM82 108V107H81ZM85 108V107H84ZM97 108H98V110H97ZM103 108H105L106 110H104ZM133 108V109H132ZM141 108V109H140ZM143 108H145V109H143ZM150 108H151V110H150ZM176 108H178V109H181V110H179L178 111V109H176ZM196 108V109H195ZM204 108V107H203ZM210 108V109H209ZM217 108V109H216ZM220 108V109H219ZM32 109V110H31ZM43 109H45L46 111H44ZM58 109V108H57ZM88 109V108H87ZM192 109V110H191ZM205 109V108H204ZM219 109V110H218ZM10 110H11V108H10ZM28 110H30V111H28ZM38 110V112H36ZM41 110H42V112H41ZM92 110H90V111H92ZM103 110V111H102ZM112 110V111H113ZM123 110V111H122ZM139 110H140V112H139ZM141 110H143V112L141 111ZM149 110H150V113H149ZM157 110V111H156ZM189 110V111H188ZM194 110V112H192ZM220 110L221 111H224V112H222V114H224V117H220V114H221V112H220ZM231 110H233L232 108H231ZM105 111L107 112V113H109L108 115H106L107 113H105ZM129 111V112H128ZM131 111H132V114H131ZM152 111H155V112H153L152 113ZM185 111V112H190L191 111V113H188V114H186L185 113V115H187V116H185L184 114H183V112ZM216 111H218V112H216ZM234 111V110H233ZM232 111V112H233ZM101 112V113H100ZM135 112V113H134ZM136 112H137V116L138 117H136V119L138 118V119H140V121H138L137 122V124L139 125L138 127H140V129L138 128L137 130V134L136 135H139V137H141L142 139H140V138H136L139 142H138V144L139 143H141V144H139V145H137L136 144V142L135 143H133V145H137V146H133L132 147V145H129L131 142V139H135L134 138V132H136V129L134 128V125H133V123H134V121L136 120V119H134V115L136 114ZM177 112H179V114L177 113ZM182 112V113H181ZM200 112L202 113V114H200ZM203 112H205V114H207V115H209V116H205V114L203 115ZM212 112H215V114L213 113L212 115H211V113ZM15 113V114H14ZM104 113V114H103ZM117 113V116H114L115 114ZM139 113V114H138ZM155 113V114H154ZM158 115H157V114ZM181 113V114H180ZM194 113V114H193ZM218 113H220L219 115H218ZM100 114V115H99ZM112 114H113V116H114V118L115 117H117L116 119H114V120H112L111 118H113V116H112ZM127 114V115H126ZM144 114H146L145 116H144ZM148 114V115H147ZM153 114V115H152ZM191 115V118H189V116ZM199 114V116L200 117H202L201 118V120L202 119H204L205 117L206 118H208V120L205 118V122H206V125H204L205 124V122L204 121H202L203 122V125H201L202 123H201V121L200 120H198V119H200L199 118V116H197V115ZM108 116V118L106 117V119H104L105 118V116ZM112 117H111V116ZM121 115V116H120ZM141 115V116H140ZM179 115H183V116H179ZM194 115H195V117H194ZM214 115H215V117H214ZM218 115V116H217ZM227 115H229L230 116V120L231 121H229V123H228V120H227ZM118 116H120L119 117V119H118ZM216 116L218 117V118H216ZM222 116V115H221ZM234 116H235V113H234ZM233 116V117H234ZM236 116H237V114H236ZM235 116V117H236ZM123 117H125V119L123 120ZM145 117V118H144ZM53 118V119H52ZM96 118V117H95ZM149 118V119H148ZM188 118V121L186 120V119ZM211 118H213L212 119V121L213 120H215L216 119V121L215 122H213L212 124H213V126H209V127H207L208 125V123L210 124V119ZM221 118H223V121L224 122H222L221 120ZM226 118V121L224 120ZM236 118H239V116L238 117H236ZM111 119V120H110ZM137 119V120H138ZM146 119H148V122L146 121ZM179 119V120H178ZM185 119V120H184ZM52 120V121H51ZM104 120H105V122H104ZM136 120V121H137ZM150 120H151V122H150ZM153 120H154V122H153ZM191 120H193V121H191ZM195 120V121H194ZM220 120V121H219ZM237 120V119H236ZM10 121V122H9ZM11 121H13V122H11ZM50 123H49V122ZM59 121V120H58ZM103 121V122H102ZM106 121H109V122H106ZM111 121V122H110ZM115 121L116 122H119L118 124H116L115 125ZM145 121V122H144ZM156 121V122H155ZM177 121V122H176ZM179 121H181L180 122V124L182 125H180V126H178L179 125ZM197 121V122H196ZM207 121H209L208 123H207ZM211 121V122H212ZM233 121H235V120H233ZM113 122V124H111ZM144 122V123H143ZM150 122V123H149ZM189 122V123H188ZM218 123V127H220L221 128V130L219 129V128H217V129H219L220 130V132H222L224 135L223 136H221V133H216L215 131H218L217 129H215V131L212 129V128H216L217 126H215V125H217V124H215V123ZM219 122L222 124V125H224L225 126V130H222V128L223 127H221L222 125H220L219 124ZM5 123V122H4ZM12 123H14V124H12ZM48 124V130H47V132L49 131V126H51L50 127V134L53 132L54 134H49L48 133V135L46 136V134H45V132L46 131H44L43 129H42V132H44L43 134H39V136H41L40 138H43V137H45V138H43L42 140L40 139V143H38V141L39 140H37V138L39 137V136H35L36 137V139H31V141H32V143L30 142L27 146L25 145V144H27V142L26 141H28V138H29V136L31 135L32 136V133H30L31 132V130H33L35 127H37V126H39V125H41V126H45L46 124ZM108 123H110V124H108ZM141 123V124H140ZM152 123V124H151ZM184 123H186V124H184ZM194 123V124H193ZM225 123V124H224ZM226 123H228V124H230V126H232V127H234L236 130H234L232 127V130L230 129V126L228 127V126H226L227 124ZM34 124V125H33ZM106 124V125H105ZM120 124H122V125H120ZM148 124V125H147ZM151 124V126H149ZM155 124V125H154ZM189 124V125H188ZM197 124V128H195V126L193 127V129L192 130H194V131H192L193 133L195 132V133H197L198 135H196L195 133H194V135H192L190 132H191V128L190 127H192V125H196ZM200 124V125H199ZM37 125V126H36ZM64 125H66V126H64ZM113 125V126H112ZM142 125V126H141ZM144 125H147V126H145L144 127ZM198 125H199V127L202 129V131L200 132L198 129ZM220 125V126H219ZM15 126L17 127V129H20L19 131H22V130H27L28 131V129H29V135H27L28 137H26L25 138V136H26V134H22V133H20L19 131H17V129H15ZM18 126H20L19 128H18ZM33 126V128H31ZM58 126V127H57ZM157 126V127H156ZM185 128H184V127ZM188 126H190V127H188ZM204 126H206L204 129L205 130H203V127ZM21 127H23L22 128V130H21ZM47 127L45 126V129H47ZM56 127V128H55ZM103 127V128H102ZM120 127V128H119ZM136 127V126H135ZM143 127V128H142ZM154 127V128H153ZM182 127L184 128V130L182 129ZM10 129V130H5V129ZM26 128V129H25ZM106 130H105V129ZM154 131H152L151 129ZM190 128V129H189ZM195 128V129H194ZM207 128H209L210 130H208ZM3 129V132L1 131ZM102 129V131H103V134H102V131H100ZM142 129H143V131H142ZM145 129V130H144ZM151 131H150V130ZM157 129V130H156ZM211 129H212V132H211ZM229 129V130H228ZM11 130H15V132L17 133V132H19V133H17L18 134V136H15V135H17L15 132V135L14 134H11V133H13V131H11ZM60 130H58V131H60ZM114 130H115V133H114ZM116 130H117V132H116ZM120 130V131H119ZM122 130H123V132H122ZM127 130V131H126ZM189 130V131H188ZM196 130V131H195ZM228 130V131H227ZM10 132V133H6V132ZM57 131V132H58ZM119 131V132H118ZM149 131V132H148ZM188 131V132H187ZM208 131V132H207ZM224 131H226V132H224ZM25 132V131H24ZM104 132H105V134H104ZM107 132H109L110 134H112V135H109V133H107ZM121 132V133H120ZM181 132V133H180ZM183 132V133H182ZM187 132V133H186ZM141 133H143V134H141ZM147 135H146V134ZM152 133V134H151ZM203 133V134H202ZM211 133V134H210ZM225 133H226V135H225ZM9 134V135H8ZM21 135V137H20V135ZM56 134V135H55ZM114 134V135H113ZM115 134L117 135V136H115ZM130 135V137H129V135ZM152 135V137H151V135ZM188 134H190L189 136H188ZM206 134V135H205ZM212 134H213V136H212ZM216 134V135H215ZM218 134V135H217ZM35 135H37V134H35ZM57 136L56 138L55 137H53V136ZM149 135V136H148ZM155 135V136H154ZM187 136L188 138H186L187 140V142L186 141H184L183 140V136ZM214 137V139L211 137ZM13 137V139H11L10 137ZM24 136V137H23ZM34 136V135H33ZM43 136V137H42ZM49 136H50V139H49ZM145 136H146V138H145ZM157 136H158V134H157ZM199 136V137H198ZM206 136V137H205ZM207 136H209L208 137V139L209 140H211L212 139V141L210 142L208 139L206 140V138H207ZM221 136V137H220ZM17 137V138H16ZM54 139H53V138ZM100 137V138H101ZM114 137V138H113ZM124 137V138H123ZM151 139H150V138ZM182 137V138H181ZM191 137V138H190ZM216 137V138H215ZM226 137V138H225ZM10 138V139H9ZM31 138H34V137H31ZM58 138V139H57ZM99 138V139H100ZM109 138H111V139H109ZM113 138V139H112ZM131 138V139H130ZM145 138V139H144ZM153 138V139H152ZM156 138H158V137H156ZM179 138V139H178ZM181 138V139H180ZM204 138H205V141H208V143L207 142H205L204 141ZM219 138V139H218ZM14 139H16L15 141H14ZM39 139V138H38ZM53 139V140H52ZM56 139V140H55ZM98 139V140H99ZM149 139V141H147V143L145 144V143H142V142H144L145 140H148ZM200 139H201V141H200ZM215 139H218L217 140V143H215L216 141H215ZM18 140V141H17ZM35 140L37 141V142H35ZM47 140V141H46ZM53 141V142H51V141ZM126 140H128V142L129 143H124V142H126ZM132 140V141H133ZM136 140V141H137ZM191 140V141H190ZM228 140V141H227ZM101 140H99L98 142L99 143H102V142H100ZM157 141V140H156ZM190 141V142H189ZM196 141V142H195ZM44 142V143H45ZM150 142H152V143H150ZM182 142V143H181ZM195 142V143H194ZM49 143V144H48ZM52 143V144H51ZM54 143V144H53ZM103 143H105V141L103 142ZM102 143V144H103ZM108 143V142H107ZM149 143V144H148ZM197 143H199L200 144V146L197 144ZM214 144V145H212V144ZM226 143V144H225ZM9 144V145H10ZM19 144V143H18ZM122 144L120 145V147L122 146ZM132 144V143H131ZM179 144H180V146H179ZM195 144H197V145H195ZM228 144V145H227ZM229 144H230V148L228 149V147H229ZM11 145L9 146V147H7V149L8 148H11ZM21 145H19V146H17V147H15V148H17V150H18V147L20 148L21 147ZM31 145H35V146H31ZM115 145H117L116 147H114V149H113V146H115ZM147 145V146H146ZM150 145V146H149ZM152 145V146H151ZM191 145V146H190ZM233 145V146H232ZM236 145V146H235ZM37 146V147H36ZM142 146V147H141ZM145 146V147H144ZM197 147V149H196V153H192V152H194L193 151V147ZM207 146V147H206ZM231 146H232V148H231ZM34 147H36V149H38V147H40L38 150H35V148ZM45 147H43V148H45ZM139 147V148H138ZM141 147V148H140ZM149 147V148H148ZM189 147V148H188ZM195 147V148H196ZM224 147L226 148V149H224ZM48 148H50V151H49V149ZM110 148V149H109ZM117 148V149H116ZM14 149V148H13ZM12 148L11 149H9L11 152H10V155L12 154V155H14L13 153H15V152H17L16 150H13ZM41 149V150H40ZM113 149V150H112ZM116 149V150H115ZM135 151V153L136 154H133V150ZM192 150V152H191V150ZM201 149H204V150H202V151H200ZM228 149V150H227ZM12 150L13 151H15V152H12ZM22 150V149H21ZM20 149L18 150L20 153H18L17 152V155L19 154L20 155V157L22 158V157H25V158H22V161L24 160L25 161V159L26 158H29V155H28V157H26V156H24V155H27L25 152L26 151H24V149L21 151ZM186 150V151H185ZM197 150H198V152H197ZM24 151V155H23V152ZM28 151V150H27ZM49 151V152H48ZM115 151H117V152H115ZM133 151V152H132ZM141 152V153H139V152ZM150 151V152H149ZM188 151V152H187ZM227 151H229V152H227ZM29 153L28 154H30V155H32V153L30 152V151H28ZM36 152V153H35ZM127 152V153H126ZM144 152H146V154H145V156H144ZM184 152H186V153H184ZM200 152V153H199ZM118 153V154H117ZM130 153H132V154H130ZM156 153V154H155ZM191 153V154H190ZM198 153V154H197ZM219 153H220V155H219ZM244 153V154H243ZM246 153V154H245ZM16 154V153H15ZM139 154H143V156L144 157H142V156H140ZM181 154V155H180ZM189 156V158H191L193 155L195 156V157H197L198 155V157L195 159V157L193 158H191V163L190 164H188L187 163V161H188V156ZM244 155V156H246L247 155V157L249 156V158L251 157V159L253 158V156L252 155H254V158H253V160L251 161V159H250V161H246L245 159H241L240 160V156L241 155ZM38 156H40L39 154H37ZM36 155V156H37ZM50 155V154H49ZM112 155V154H111ZM137 156V159L135 158L134 159V157L133 156ZM146 155H148L147 156V158L149 159L148 161H147V159H146ZM150 155H153L152 156V158H151V156ZM192 155V156H191ZM240 155V156H239ZM243 155L241 156V157H243ZM126 156H128V157H126ZM183 156V157H182ZM239 156V159L237 158ZM132 159H131V158ZM141 159H140V158ZM21 158H19V156H18V160H16V161H14V160H12V161H10V162H13L14 161V163H16V162H21V160H19V159H21ZM46 158H48V156L46 157L45 156V160H47ZM122 158H124V160H126V158H128V160H126V161H128V162H126V161H124ZM138 158H139V161H138ZM151 158V159H150ZM187 158V159H186ZM211 158V159H210ZM225 158V159H224ZM249 158H248V160H249ZM30 159V158H29ZM29 159H27V161L29 160ZM121 159V160H120ZM144 159V160H143ZM146 159V160H145ZM221 159V160H220ZM226 159H227V161L229 162V163H226L227 161H226ZM130 160H131V162H130ZM134 160L136 161V162H134ZM152 160V162H149V161H151ZM200 160V159H199ZM205 160H207V161H205ZM261 160V161H260ZM23 161V162H24ZM27 161H25V163H21V164H19V163H17V164H19L18 165V168H19V166L21 165V169H19V170H21V171H23L24 173H27V175H26V177L28 178H26V180H28L29 181V178L30 177H28V171H29V169L30 168H27L26 170L24 169L23 170V168L24 167H22L23 165H25V164H27L28 162ZM120 161V162H119ZM138 161V162H137ZM178 161V162H177ZM186 161V162H185ZM213 161V162H212ZM218 161V162H217ZM221 161V162H220ZM224 161V162H223ZM259 161V162H258ZM27 162V163H26ZM43 162H45L44 161V158H43ZM126 162V163H125ZM132 164H130V163ZM147 162H149L148 164H147ZM205 162H206V164H205ZM240 162H241V164H240ZM42 163V162H41ZM208 163V164H207ZM43 164V163H42ZM41 164V165H42ZM203 164H205V167H204V165ZM218 164V165H217ZM230 164V165H229ZM240 164V165H239ZM248 164H252V165H248ZM254 164H255V168L256 169H253L254 168ZM259 165V167H258V165ZM129 165V166H128ZM146 165V166H145ZM206 165H208L207 167H206ZM220 165H221V167H220ZM242 165V166H241ZM245 165H248L247 167L245 166ZM114 167H115V165H113ZM125 166H127V167H125ZM148 166V167H147ZM216 166V167H215ZM226 166V167H225ZM245 166V167H244ZM252 166H253V168H252ZM260 166H262V167H260ZM25 167H26V165H25ZM110 167H112V166H110ZM191 167V166H190ZM17 168V169H18ZM189 168V167H188ZM203 168V169H202ZM206 168V169H205ZM232 168V169H231ZM239 168V169H238ZM242 168H244V169H242ZM246 168H247V170H249V169H251L249 172V174L251 175V174H254V176L255 177H252V176H250V175H248V174H243L244 172H245V170H246ZM14 169L16 170V168H15V166H14ZM113 169V168H112ZM138 169V170H137ZM155 169V170H154ZM231 169V170H230ZM19 170H17L16 172V174H17V177H20V178H16L18 181H19V183H22L21 185L20 184H18V185H20L19 187H21V186H23L24 184H27V186H28V182H26V180H22V176H24V173H22L21 171V173H22V175H19L20 174V172H19ZM34 170V169H33ZM33 170H31V172L32 173H34L33 172ZM103 170H104V168H103ZM103 170H102V172H103ZM115 169H113V171H114ZM145 170H147V171H145ZM156 170H157V172H156ZM179 170H180V172H179ZM225 170V171H224ZM243 170V171H242ZM258 170V171H257ZM35 171V170H34ZM111 171V170H110ZM212 173H211V172ZM240 171V172H239ZM19 172V173H18ZM30 172V171H29ZM30 172V173H31ZM112 172V171H111ZM110 172V173H111ZM129 172H131V173H129ZM247 173H248V171H246ZM255 172V173H254ZM256 172H260L259 174H257ZM29 173V176H31V175H33L32 176V178L35 176V173L34 174H30ZM151 173V174H150ZM220 173V174H219ZM235 173H237V174H235ZM241 173V175H239ZM102 174H104V172L102 173ZM122 174V175H121ZM124 174H125V176H124ZM185 174V173H184ZM222 174V175H221ZM228 174V175H227ZM243 174V175H242ZM12 175V174H11ZM37 175V174H36ZM142 175V176H141ZM144 175V176H143ZM154 175L156 176L155 178H154ZM180 175H178V176H180ZM204 175V174H203ZM257 175V176H256ZM136 176V177H135ZM190 175H188L187 176V178H184L185 179V184L183 183H181V181L179 182V183H181V184H179V185H184V189H186V190H189L187 193L189 194V195H191L192 196V194H197L196 193V191L195 192H193L194 190H199V182H197L196 181V183H195V179L194 178H192V177H189ZM224 176V177H223ZM235 176V177H234ZM237 176V177H236ZM241 176V177H240ZM259 176V177H258ZM263 176V177H262ZM9 177H11V176H9ZM8 177V178H9ZM12 177H14V176H12ZM37 176H35V178H36ZM129 177H130V179H129ZM221 177V178H220ZM262 177V178H261ZM3 178L4 177H2L1 176V174H0V184L1 183H4L3 181ZM7 178V179H8ZM23 178H25V176L23 177ZM32 178H30L31 180H32ZM35 178H34V180L33 181H36L35 180ZM128 178V179H127ZM136 178V179H135ZM140 180H139V179ZM190 178V179H189ZM227 178V179H226ZM255 178H259L261 181L258 183V182H255L257 179H255ZM9 179H11V178H9ZM21 179V180H20ZM116 179V180H115ZM143 179V180H142ZM148 179V180H147ZM153 179V180H152ZM179 179H180V177H179ZM189 179V180H188ZM221 179V180H220ZM258 179V180H259ZM183 180V179H182ZM193 180V181H192ZM216 180V181H215ZM229 180V181H228ZM249 180H252L251 182L249 181ZM9 181V180H8ZM141 181V182H140ZM144 183H143V182ZM187 181V182H186ZM217 181H219V182H217ZM12 182V181H11ZM16 182V181H15ZM119 182V183H118ZM228 182V183H227ZM253 182V183H252ZM7 183V182H6ZM132 183V184H131ZM135 183V184H134ZM154 183H156V184H154ZM190 183H191V188H189V187H187V184H188V186L190 185ZM211 183V184H210ZM218 183H219V185H218ZM8 184V183H7ZM16 184V183H15ZM114 184V185H113ZM151 184L152 185H154V187L156 188V189H154V190H152L154 187H151ZM197 185V186H194V185ZM222 184H223V186H222ZM244 184H246V185H244ZM258 184V185H257ZM14 185V184H13ZM17 185V184H16ZM35 185V184H34ZM43 185V184H42ZM136 185H137V187H136ZM156 185V186H155ZM215 185V186H214ZM237 185V186H236ZM256 185V186H255ZM261 185H263L262 187H260ZM8 185H6L5 186V188H6V191H8V189H9V187H10V189H12L13 187H11V186H9V187H7ZM25 186V185H24ZM23 186V187H24ZM31 186H33V185H31ZM44 186V185H43ZM109 186V187H108ZM241 186V187H240ZM26 187V186H25ZM24 187V188H25ZM118 187V188H117ZM243 187H245V188H243ZM255 187L258 189V188H260V189H258V190H255ZM22 188V187H21ZM20 188V189H21ZM26 188H28V187H26ZM42 188V187H41ZM45 188V187H44ZM44 188H43V190L42 189H40V191L42 190V191H45L44 190ZM114 188V189H113ZM149 188V189H148ZM151 188V189H150ZM198 188V189H197ZM222 188H224V189H222ZM227 188L229 189V191L227 190ZM9 189V190H10ZM19 189V190H20ZM33 189V188H32ZM32 189H30V190H32ZM131 189V190H130ZM138 189V190H137ZM217 189V190H216ZM221 189V190H220ZM242 189V190H241ZM17 190H18V188H17ZM18 190V191H19ZM34 190V189H33ZM32 190V191H33ZM114 191L115 193H114V197L115 198H113L112 197V199H111V196H110V194L112 195V192H109V191ZM118 190H120V192L118 191ZM142 190V191H141ZM144 190V191H143ZM233 190V191H232ZM10 191H12V190H10ZM13 191H15L16 193H17V191H16V189L15 190H13ZM99 191H101V192H99ZM118 191V192H117ZM123 191L125 192L124 194H123ZM126 191H131L132 192V194H130L131 192H126ZM261 191V192H260ZM15 192H13V193H15ZM21 192V191H20ZM39 192V190L38 191H35V195H37L36 193H38ZM45 192V193H46ZM108 192V193H107ZM141 192V193H140ZM145 192H147V193H145ZM149 192V193H148ZM238 192V193H237ZM249 192V193H248ZM255 192V193H254ZM256 192H257V194H256ZM259 192V193H258ZM10 193V192H9ZM12 192L10 193V195L12 194V196H14L15 197V194H13ZM27 193V192H26ZM41 193V192H40ZM40 193H39V195H40ZM44 193V192H43ZM51 193H53L52 191H51ZM99 193V194H98ZM104 193H106V195H103ZM120 193H122L123 194V196H122V194H120ZM138 193V194H137ZM192 193V194H191ZM220 193V194H219ZM237 193V194H236ZM243 193H245L246 195H244ZM254 193V194H253ZM21 193H19V195H20ZM24 195H22V196H27V195H30V194H32V193H27V194H25V192L23 193ZM34 194V193H33ZM96 194V195H95ZM116 194V195H115ZM127 194H129V198L128 197H125V195H127ZM136 194V195H135ZM145 194L147 195V196H145ZM149 194H151V197H149ZM18 195V196H19ZM109 196V197H106V196ZM122 196V198L123 199H121L120 200V198L121 197H119V196ZM193 195V196H194ZM202 195V194H201ZM244 195V196H243ZM260 195V196H259ZM263 195V196H262ZM17 196V197H18ZM41 196V195H40ZM40 196H38V197H40ZM42 196L45 198V196H46V194H42ZM41 196V197H42ZM60 196V195H59ZM139 196H141V197H138ZM227 196V197H226ZM253 196H254V200H253ZM20 197V196H19ZM42 197V198H43ZM95 197V198H94ZM102 197V198H101ZM118 197V198H117ZM125 197V198H124ZM136 199L135 201L136 202H134V198ZM145 197V198H144ZM148 197H149V199H148ZM248 197H250V198H248ZM260 199V201H259V199ZM94 198V199H93ZM101 198V200H99ZM104 198V199H103ZM132 198H133V200H132ZM93 199V200H92ZM97 199V200H96ZM111 199V201H108V203H110L111 204V206H109V205H107V200H110ZM116 199V200H115ZM124 199H125V201H124ZM144 199V200H143ZM148 199V200H147ZM152 199V198H151ZM230 201H229V200ZM241 199V200H240ZM257 199V200H256ZM59 200H60V202H59ZM90 200H92V206L90 205L91 203H90ZM103 200V201H102ZM114 200H115V202H114ZM123 200V201H122ZM228 200V201H227ZM253 200V201H252ZM94 201H95V203L97 204H95V207H93L94 206ZM117 201H119V204L121 205L122 204V202H126V201H129V202H127V204H122V206L123 207H125L124 209L122 208V206H118V208H120V210H118V208L116 207L115 208V206H113V205H116L115 203H117L118 204V202ZM121 201V202H120ZM227 201V202H226ZM243 201V202H242ZM100 202H102V205L100 204ZM131 202H133V203H131ZM253 202V204H251ZM138 203H140V204H138ZM259 203V204H258ZM62 204V205H61ZM66 204V206H64ZM128 204H131V205H129L128 206ZM132 204H133V206H132ZM136 204H138L137 206H135ZM145 204V203H144ZM230 204H232L233 206H234V208H232L231 206L232 205H230ZM56 205V206H57ZM86 206H87V204H85ZM104 205H105V207L107 206V207H109V209L108 208H103L104 207ZM125 205V206H124ZM141 206V207H138V206ZM248 205H250V206H248ZM55 206V207H56ZM102 207L103 208V210H105V212H103V214H101L100 212L101 211H103L102 209H101V211H100V209L99 210H97L96 209V207ZM126 206H128V208H126ZM63 207L64 208H66V209H68L67 211L64 209V212L66 213V212H68V213H62V211H60L61 210V208L63 209ZM112 207H114V209L112 208ZM144 208V209H149V211H146V210H144L145 212H147V213H144V212H140V211H142L140 208ZM228 207V206H227ZM261 207V208H260ZM89 208V209H88ZM92 208V209H91ZM122 208V209H121ZM138 209V210H136V209ZM95 209V210H94ZM106 209H107V211H106ZM111 209H113L112 211H111ZM128 209H130V210H128ZM133 209L135 210L134 212H132L133 211ZM231 209H233V210H231ZM235 209V210H234ZM237 209V210H236ZM263 209V210H262ZM84 210V211H83ZM89 210V211H88ZM231 210V211H230ZM82 211V212H81ZM85 211H88L87 212V214H85L86 212ZM94 212V216H93V218L94 219H91L90 217H92L91 216V214ZM96 211V212H95ZM121 211H123V213H125V212H127V213H125V214H121L122 212ZM131 211V212H130ZM233 211V212H232ZM240 213H239V212ZM253 211V212H252ZM73 212H71V213H73ZM77 212V211H76ZM83 212H85L84 214H85V216H84V214H83ZM107 212V213H106ZM113 212H115V213H113ZM138 212H140L141 214L143 213V214H145V215H139V213ZM50 213H52V214H50ZM62 213V214H61ZM95 213H98L97 215H100V217H97L98 219L97 220H100V222H102L101 224H98L97 222H99V221H97L96 220V216L97 215H95ZM112 214V215H110V214ZM136 213H138V214H136ZM241 213H243V215H244V213H245V215L244 216H241L242 214ZM252 213V214H251ZM57 214V215H56ZM89 214V215H88ZM106 214V215H105ZM120 214V216H118V217H114V215H119ZM133 214V215H132ZM241 214V215H240ZM52 216V217H49V216ZM63 215V216H62ZM66 215V216H65ZM82 215V216H81ZM86 215H88V216H86ZM104 215V217H107V220L105 219V218H103L102 216ZM111 217H110V216ZM128 215H130V216H128ZM251 215V216H250ZM253 215V216H252ZM55 216V217H54ZM84 216V217H83ZM108 216L110 217L109 219L111 220H108ZM150 216V215H149ZM81 217H83V218H81ZM87 217V218H86ZM112 217H113V219H112ZM133 217V218H132ZM245 217V218H244ZM247 217V218H246ZM55 218V219H54ZM80 218V219H79ZM84 218H86L87 220L89 219V221L91 222L92 220H93V222H91V223H89V225L87 226L86 225V223L88 224V222L89 221H87V222H85L84 220ZM101 218H103L102 220H101ZM114 218L117 220V221H115L114 220ZM118 218V219H117ZM120 218H123V220L122 219H120ZM132 218V219H131ZM243 218V219H242ZM69 219V220H70ZM78 219V220H77ZM119 219H120V221H119ZM130 219V220H129ZM134 219V220H133ZM142 219H144L146 222L145 223H147V222H149V223H147V224H145V223H143V221H142V223L140 224V222H141V220ZM249 219V220H248ZM47 220V221H46ZM82 220V221H81ZM95 220V221H94ZM130 222H129V221ZM137 220H138V222L139 223H136L135 224V222H137ZM150 220V219H149ZM244 220H246V221H244ZM248 220V221H247ZM251 220V221H250ZM263 220V221H262ZM104 221V222H103ZM109 221V223L107 224V222ZM124 221V222H123ZM127 221H128V223H127ZM237 221H238V224H237ZM78 223V225L76 224V223ZM85 222V223H84ZM111 222V223H110ZM244 222V223H243ZM45 223H43V224H45ZM52 223V222H51ZM68 224V220H67V222L65 221V222H63V224L61 225V224H59V226L60 227H65V225L66 224ZM93 223V224H92ZM104 223H105V225H104ZM113 223V224H112ZM116 223H117V225H116ZM121 223V224H120ZM125 223H126V225L128 226V227H126V225H125ZM131 223V224H130ZM133 223V224H132ZM227 223V222H226ZM248 225H247V224ZM250 223H251V225H250ZM80 224V225H79ZM86 225V226H82V225ZM107 224V225H106ZM112 224V225H111ZM115 224V225H114ZM138 224V225H137ZM143 224V225H142ZM234 224V225H233ZM240 224H242V226L240 225ZM51 225V224H50ZM49 225V226H50ZM53 225H54V223H52V227H53ZM93 225H95V226H93ZM97 225V226H96ZM103 225V226H102ZM123 226V229L125 230V232L123 231V229H120V228H122V226ZM124 225H125V228H124ZM133 225V226H132ZM146 225H151V226H149V227H147ZM245 226V228H244V226ZM251 226V228H250V226ZM101 226H102V228H101ZM104 226H110L112 229H110V227L108 228V227H105L104 228ZM135 226V227H134ZM235 226V227H234ZM241 226V227H240ZM247 226V227H246ZM253 226V227H252ZM46 227V224L44 225V228ZM48 227V226H47ZM88 227H89V229H88ZM96 227H98V228H96ZM130 227V228H129ZM140 227H142V228H140ZM144 227V228H143ZM207 227H208V229H207ZM210 227V228H209ZM238 227V228H237ZM92 228H94V229H92ZM104 228V229H103ZM107 228V229H106ZM119 229V230H117V229ZM150 228V229H149ZM232 228V229H231ZM233 228H234V230H233ZM237 228V229H236ZM242 228V229H241ZM249 228V229H248ZM90 229H91V231L93 230V234L92 233H90L91 231H90ZM100 229V230H99ZM110 229V230H109ZM127 229V230H126ZM152 229H153V232H152ZM203 229V230H202ZM211 229V230H210ZM214 229V230H213ZM223 229V230H222ZM240 229V230H239ZM244 229V230H243ZM248 229V230H247ZM98 230V231H97ZM109 230V231H108ZM113 230V231H112ZM132 230V231H131ZM147 230V231H146ZM150 232H149V231ZM202 230V231H201ZM205 230V231H204ZM223 231V232H221L220 234H219V232L220 231ZM232 230V231H231ZM237 230V231H236ZM250 230V231H249ZM99 231H101V232H99ZM102 231H104V232H102ZM122 231V232H121ZM131 231V232H130ZM145 231L147 232V233H145ZM215 231V232H214ZM217 231V232H216ZM240 231V232H239ZM258 231V232H257ZM118 232H120V233H118ZM132 232H134V233H132ZM199 232V233H198ZM200 232H201V234H200ZM214 232V233H213ZM226 232V233H225ZM230 232H232L230 235H228ZM233 232H234V234H233ZM236 232H237V234H236ZM257 232V233H256ZM98 233V234H97ZM107 233V234H106ZM112 233V234H111ZM114 233V234H113ZM123 233H124V235H123ZM132 233V234H131ZM203 233V234H202ZM212 233V234H211ZM111 234V235H110ZM118 234V235H117ZM129 234V235H128ZM141 234H142V236H141ZM210 234V235H209ZM215 235V236H212V235ZM217 234V235H216ZM223 234H225V236H227L228 238L226 239L225 238V236L223 235ZM236 234V235H235ZM92 235V236H91ZM96 235V236H95ZM103 235V236H102ZM123 235V236H122ZM132 235V236H131ZM154 235V236H153ZM221 235V236H220ZM244 236V237H242V236ZM91 236V237H90ZM100 236V237H99ZM121 236H122V239H121ZM139 236V237H138ZM149 236V237H148ZM212 236V237H211ZM222 236H224V237H222ZM234 236V237H233ZM236 236V237H235ZM263 236V237H262ZM99 237V238H98ZM104 237V238H103ZM109 237V238H108ZM114 239H113V238ZM148 237V238H147ZM214 237V238H213ZM217 237V238H216ZM248 237V238H247ZM249 237H250V239H249ZM262 237V238H261ZM107 238V239H106ZM118 238V239H117ZM140 238V239H139ZM154 238V239H153ZM219 238V239H218ZM233 238V239H232ZM237 240H236V239ZM88 240V242L86 241V240ZM198 239L200 240V244H201V246L197 243V241H198ZM217 239V240H216ZM223 239V240H222ZM235 239V240H234ZM97 240H101V241H97ZM107 240H110V241H107ZM119 240V241H118ZM216 240V241H215ZM224 240H226V241H224ZM112 241V242H111ZM127 241V242H126ZM129 241H130V243H129ZM156 241V242H155ZM236 241V242H235ZM252 241V242H251ZM257 241V242H256ZM80 242V243H79ZM86 242V243H85ZM100 242H102V243H100ZM118 242H119V244H118ZM120 242H121V245H120ZM125 244H124V243ZM129 243V244H128ZM133 243V244H132ZM157 243V244H156ZM159 243V244H158ZM213 243H214V246H213ZM231 243V244H230ZM235 243V244H234ZM242 245H241V244ZM247 243V244H246ZM87 244V245H86ZM101 244V245H100ZM103 244H105L106 246H108V247H106V249H108V250H105V245H103ZM107 244H109V245H107ZM118 244V245H117ZM124 244V245H123ZM145 244V245H144ZM195 244H198V245H195ZM229 244V245H228ZM251 244V245H250ZM73 245V246H72ZM81 245V246H80ZM82 245H86V247H87V249H86V247H85V249H84V247L82 246ZM88 245H90V246H88ZM112 245V246H111ZM120 245V246H119ZM217 245H219L218 246V248H217ZM246 245V246H245ZM13 248V251L14 252H16V250L14 249V248H16V249H19V250H21L23 247H21L20 248V245H19V247L17 248V247H15V246H13V245H11ZM11 246L9 247V248H11ZM22 246H26V245H22ZM39 248L41 247V246H43V245H37ZM72 246V247H71ZM122 246V247H121ZM147 248H146V247ZM163 246V247H162ZM165 246V247H164ZM168 246V247H167ZM200 246V247H199ZM210 246V247H209ZM249 246H251V247H249ZM8 247V246H7ZM28 247V246H27ZM45 247V248H44ZM44 247L42 248L43 249V251L45 250H48L49 248H46V246L44 245ZM80 247V251L79 250H77V248H79ZM82 247V248H81ZM104 247V248H103ZM118 247V248H117ZM145 247V248H144ZM154 247V248H153ZM197 247V248H196ZM236 247H238V248H236ZM243 247V248H242ZM253 247H255V248H253ZM33 249V251H32V249ZM76 248V249H75ZM129 248V249H128ZM138 248V249H137ZM157 248V249H156ZM160 248V249H159ZM163 248V249H162ZM165 248V249H164ZM193 248H195L194 249V251L192 250ZM217 248V249H216ZM229 248V249H228ZM241 248V249H240ZM25 248H23V250H24ZM70 249H71V251H70ZM82 249H84V250H82ZM91 249V250H90ZM120 249V250H119ZM124 249H127V250H129V251H131L132 250V252H134V253H130V252H127V251H125ZM144 249V250H143ZM162 249V250H161ZM167 249V250H166ZM172 249H173V247H172ZM213 249H215V250H213ZM236 249V250H235ZM256 249V250H255ZM28 250V251H27ZM35 250H37V252H39L40 250H38V248H36V246H34V247H32V246H30V247H28V249L26 248V251L24 250L23 252H22V250H21V252H19V255L21 256H18V254H17V252H16V254H17V256H18V258L20 257L22 260L25 258V260H26V258L27 257H24V258H22L23 256H28V253H30V256H29V258L31 259L30 260V263L31 264H34V263H36V262H38L37 264H40L43 260V262H46L47 260H49V258H46L47 256H45V255H43L42 254V257H38V258H40V260H41V262H39V260H37V259H35L36 258V256H39L38 254H37V252L35 251ZM69 250V251H68ZM88 250V251H87ZM137 250V251H136ZM142 250V251H141ZM177 250V251H176ZM179 250H182V251H184V248L183 249H181V248H175V249H173V252H179ZM229 250V251H228ZM234 250V251H233ZM29 251H31L32 252V254H31V252H29ZM73 251V256L72 257H76V256H78V255H76L75 256V253L77 254V252H74ZM106 251V252H105ZM110 251V252H109ZM121 252V253H123V254H121L120 255V253L119 252ZM125 251V252H124ZM198 251V252H197ZM201 251V252H200ZM210 251H212V253L210 252ZM221 251H222V253H221ZM237 251V252H236ZM246 251V252H245ZM24 252H26L25 253V255L24 254H20V253H24ZM107 252H109V253H107ZM111 252H113V254H114V256H113V254L111 253ZM142 252V253H141ZM146 252H147V254H146ZM191 252H193V253H195V254H193L192 255V253ZM233 252V253H232ZM235 252H236V255H235ZM243 252V253H242ZM117 253V254H116ZM119 253V254H118ZM126 255H125V254ZM139 255H138V254ZM156 253H157V255H156ZM198 255H197V254ZM256 253V254H255ZM35 254H37L35 257H34V259H32L33 258V256L32 255H35ZM85 254V255H84ZM127 254H129V255H133V256H127ZM142 256H141V255ZM153 254V255H154ZM232 254V255H231ZM41 255V254H40ZM92 255V256H91ZM137 255L138 256H140L139 258L137 257ZM152 255V256H153ZM223 255V256H222ZM230 255V256H229ZM238 255V256H237ZM251 255V256H250ZM256 255V256H255ZM67 256H68V258H72V257H69V255L67 254L66 256H64L65 257V259L67 258ZM91 256V257H90ZM159 256V255H158ZM157 256V257H158ZM162 256V255H161ZM160 256V257H161ZM170 256V257H169ZM172 256V257H171ZM240 256V257H239ZM242 256V257H241ZM250 256V257H249ZM0 257H2V259L3 258H5V257H3V256H0ZM16 257V256H15ZM43 257H45L44 259H42ZM93 257H95V256H93ZM151 259H150V258ZM154 257V256H153ZM11 258V257H10ZM17 258V257H16ZM17 258V259H18ZM19 258V259H20ZM29 258H28V261H29ZM61 258H63V257H61ZM86 258H87V260H86ZM241 260H240V259ZM17 259H14V258H12V260H15L14 261V263H12V264H20V261H19V263H18V260ZM51 259V258H50ZM73 259V258H72ZM117 259V260H116ZM125 259H127V260H125ZM129 259V260H128ZM132 259V260H131ZM263 259V260H262ZM11 260V259H10ZM22 261V264H24L26 261ZM36 260V261H35ZM46 260V261H45ZM93 260V259H92ZM255 260V261H254ZM1 261V263H2V261L3 260H0ZM94 261V260H93ZM92 261V263L91 264H94V262ZM209 261V260H208ZM207 261V262H208ZM16 262V263H15ZM32 262H34V263H32ZM48 262V261H47ZM89 262V263H88ZM141 262V263H142ZM210 262V261H209ZM222 262V263H221ZM225 262V263H224ZM227 262V263H226ZM230 262V263H231ZM244 262V263H243ZM81 263H77V264H81ZM233 263H234V261H233ZM3 264H7V263H4V261H3ZM27 264V263H26ZM29 264V263H28ZM42 264H44V263H42ZM76 264V263H75ZM98 264V263H97ZM107 264V263H106ZM126 264V263H125ZM140 264V263H139ZM142 264H144V263H142ZM147 264H148V261H147ZM202 264H205V263H202ZM209 264V263H208Z\"/></svg>",
	"mask_w": 264,
	"mask_h": 264
},
{
	"label": "bare ground",
	"instance_id": "6f19581e",
	"mask_svg": "<svg viewBox=\"0 0 264 264\" xmlns=\"http://www.w3.org/2000/svg\"><path fill=\"white\" fill-rule=\"evenodd\" d=\"M27 0H24V2H26ZM28 1H31V2H33L32 0H28ZM46 1H50V0H46ZM46 1H45V3H46ZM83 1V0H82ZM87 1V0H86ZM133 1V0H132ZM132 1L130 2V3H132ZM222 1V0H221ZM7 2V4L8 3H10V2H12V4H10V5H12V6H14L15 4H19V2H22V1H19L18 3H17V0H7V1H3V0H0V9L2 8V6L5 4ZM37 2H39V1H37ZM57 2H58V4L59 3H62V2H64V1H59V0H56V2L54 1V4L56 3V6L57 7H61L62 5H60L59 4V6H58V4H57ZM77 2H78V0H77ZM124 2V1H123ZM44 3V4H45ZM81 3V2H80ZM83 3V2H82ZM84 3H85V1H84ZM134 3V2H133ZM146 3V2H145ZM237 3V2H236ZM3 4V5H2ZM38 4V3H37ZM52 5L51 6V8H54L53 6H55V5ZM63 4V3H62ZM92 4V3H91ZM149 4V3H148ZM239 4H240V6H242V7H240V9H244V12L245 13H247V15H249V16H257V15H264V3H262V4H259V5H257L256 7H254L252 4H251V0H239ZM126 5V4H125ZM129 5H131V4H129ZM145 5V4H144ZM143 5V6H144ZM154 5V4H153ZM7 7H9L8 5H6ZM17 6V5H16ZM22 6V5H21ZM49 6V4H47V6L46 7H48ZM55 6V8H57ZM71 6H73V4L71 5ZM75 6V5H74ZM128 6V5H127ZM150 6H151V4H150ZM236 6V5H235ZM238 6V5H237ZM34 7H36L35 5H34ZM42 6H40V8H41ZM44 8L43 7V9L41 10L40 8V10L39 11H45L44 9H47L48 10V8ZM78 7V6H77ZM153 8H154V6H152ZM5 8V6L2 8V9H4ZM13 8V7H12ZM33 8V7H32ZM107 8H109V7H107ZM123 8V7H122ZM144 8V7H143ZM147 8V7H146ZM10 9H11V7H10ZM24 9V8H23ZM34 9V8H33ZM37 9V8H36ZM63 10L65 9V6H64V8H62ZM62 9H61V11H62ZM239 9V8H238ZM18 8H17V10H15V9H12V10H0L1 12H0V67H4L6 70L5 71H7V74H9L10 75V77L11 78H14V81L13 82H11V81H5L4 79H2V81H4V83H6V84H4V90L5 91H3L1 88H2V86H3V84H2V82H1V79H0V128H3V126L5 125V127H11V128H13L12 126H10L11 124H6V121H4L3 122V119L2 118H4V117H7V114H10L11 113V111H12V107H10L11 105H9L10 103L9 102H11L12 100H13V102L14 101H16L17 99H18V97H23V99L25 98V95H26V99H27V97L28 98H30V101L29 100H26V101H29L28 102V105H32V106H30V107H32V109L33 108H35V110L36 109H38V108H40V109H42L44 106H42V108H41V106H40V104H45V103H47V104H49L48 102H50V103H52V104H55V105H57L58 103V105L56 106L57 108L55 109V112H56V110L58 111L57 113H58V116L56 117V115H53V116H55L54 117V119L56 120V122L57 123H55L54 124V121H52L53 122V125L55 126L56 124H59V127H61V128H63L61 125H60V123L62 122L63 124H66V125H64V126H66V129L64 130L63 129V131L62 130H60V129H57L55 132H56V134H58V137H59V139H58V141H54V142H57L56 143V145H54V146H48V147H55V149H53V150H51V153L49 152L50 151V148H48L49 149V153L46 155L45 154V156L47 157L48 156V158H46L47 160H45V156L43 155V156H41V154H42V152H44L45 150L44 149H47V147H45V145L47 144V142H45V140H43V142H42V146H41V144H37L36 143V145L37 146H40V147H42V151H38L37 153H36V155L37 154H39L40 156H36V155H33V153H32V150H29V148H31L29 145V143L31 142L32 143V141H31V139H36V137L35 136H39V134H43L44 132H42V129L44 130V131H46L45 132V134H46V136L48 135V133L50 134V127L52 126H49V131L47 132V130H48V124L50 123L49 121V123L48 124H46L45 126L47 127V129H45V126H41V125H39V126H37V127H35L33 130H31V132L30 133H32V136L30 135L29 136V138H28V141H26L27 142V144H25L26 146L28 145V147L29 148H27V150L28 151H30L31 153H32V155H30V154H28L29 152L27 151V150H25V148H22V145L20 144V142L24 139H22L21 141H19L18 143L16 142V144L17 145H14L15 143L13 142V146L14 147H12V142H11V140H10V143L8 142V138L7 137H9V136H5L4 135V133H1L0 132V174H1V176L2 177H4L3 178V182L4 183H1L0 184V256H3V257H5V258H3L2 259V257H0V260H3L4 261V263H7V264H12V263H14V261L15 260H12V258H14V259H17L18 258V256H20L19 255V252H21V250H22V252L25 250L26 251V248L28 249V247H30V246H32V247H34V246H36V248H38V250H40L39 252H37V250H35L36 252H37V254L39 255V256H36L37 254H35V255H32L33 256V258L32 259H34V257L36 256V258L35 259H37L38 257H42V254L43 255H45V256H47L46 258H49V260H45L46 262H41V260H40V258H38L37 260H39V262H41L40 264H42V263H44V264H77V263H81V262H84L85 263V259L83 260V261H81V262H79V259L77 260L76 258H78L79 256H80V254L83 256V254L81 253V252H83L84 253V251H81V252H79L80 254L78 255V252L77 251H74V247L76 246H74V247H72L73 248V250H72V254H73V251L74 252H77V254L75 253V256L76 255H78V256H76V257H72L73 255L72 254H69V253H67V249H69L70 247V245L72 244L71 243V241L73 242H76V241H81V239L82 238H86V237H89L88 236V234H87V230L86 229H80L81 228V226L79 227V229H75V228H72L73 226H75V225H73V221L75 220V218H74V220H72V219H70V217L72 218V216L71 215H75L76 216V218L77 217H79L80 215L78 214L79 212H80V210H82V209H85V208H83L82 206V209H77L75 212H73L75 209V207H79L78 205H80V204H82V205H84V207H89L88 206V203L87 202H89V198L91 199L92 197H93V195H91V194H93L96 190H98V188H99V186L101 185V184H104V183H106L108 180H110L111 178H109L111 175L110 174H113V176H114V173H115V176L117 175V173H119V171L118 170H122V169H119V168H117L116 169V165H117V167L119 166V167H123V166H121V164H116L115 163V161L116 160H114L117 156L118 157H125V155H122V153L123 152H121L120 153V149H123L122 147H124L123 146V142H115L116 144H118V146L117 145H115V146H113V149H114V147H116L117 146V148L119 149L118 151H119V154L120 155H117V156H115L116 155V153H115V155H113L114 154V152L113 153H111V152H109V150H108V148H106L105 146H108L109 144H110V142L109 141H107V140H105L104 139V137H103V141H102V137L100 138L99 136H98V139L99 140H101L100 142H104L105 141V143H99L98 141V139H97V135H99L100 133L98 132V129L99 128H101V127H99V126H101L100 125V123H101V118H103V116L102 117H100V119L98 118V115L96 116V115H94V114H96V113H98L99 111H100V109L98 110V108H97V112H95L94 113V110H92V108H89V107H91L92 105L89 103H87L86 101L88 100L89 101V99L91 98V96H92V94H89V95H87L88 93H85V91L88 89V86H90L91 84L93 85V83L94 82H92L91 80V77H90V75L92 76L94 73H95V75H94V78L96 79V77H97V79L98 80H101V83L103 84L104 82V80L106 79V78H104L105 76H107V74H108V77H107V79H108V84H111L112 82H114L115 81V83H116V79L114 80V81H109V77H114V75H120V73L123 75V74H125V77H126V73H130V75L132 76V74L134 73V71L135 70H137L135 67L133 68L134 69V71H133V69L132 68H128V65H129V62H128V65H126L127 66V69L128 70H130V71H127V69L125 68L124 69V67L122 68V67H120L119 69L118 68H115V70L113 69L112 71H109L110 69V67H108V69H102V67L103 68H105V66H101L102 64L103 65H106L105 63H106V60L104 61V62H102V61H99V60H97V61H99V63L100 62H102L101 63V67H95L96 65H97V61L95 62V65H94V68H92V70L91 69H89V70H91V73L92 74H89V72H88V76L90 77V79H86V80H90V85H88L86 82V84H84V85H87V89H85V91H84V93H85V95H80V94H83V93H79V95L81 96V97H89V98H86V100H85V98H82V99H84V101H85V104H86V106L88 105V107H86V106H82V104H84V103H81V105H80V103L79 102H76V101H78V100H80V98L79 97H77L78 95L76 94V97L77 98H75L74 97V95H73V97L75 98V99H77V100H75V101H71V98H70V96H72V92H71V95L68 97V93L70 92L69 90L68 91H66V87H64L63 88V90H60L59 88H57V87H59V85L57 84V82H56V84L58 85L55 89H56V93H58L57 95H55V96H52V97H56V98H54V100L56 101V102H53L52 101V97H50V95H53V94H48V96L47 97H50V98H48V100L49 99H51L50 101H46V102H43V100L45 101V98L43 99L42 98V93L44 92V91H46L47 89L44 87V86H42L41 87V85H40V80L42 79V78H44V80L47 78V80H51V74H53V76H55V74L53 73V72H56V70H58V72L60 71L61 72V70H59V69H55L56 67H57V65H54V67L55 68H52V66H51V64L53 65V63H58L59 61H61V59L60 58H64V59H62V62H63V60H64V62L62 63V67H61V69H63V70H68L69 68V66H70V68H72V66L74 65H72V61L71 60H76V63H78V62H81L82 64H84V62L85 63H87L88 62V65H92V63H94V61L92 62V60H91V57L92 56H89L88 57V52L89 51H86L87 53L86 54H83V53H85V52H83V51H81V54H83V55H85V56H83V55H81V56H83V57H80L82 60L80 61H78L77 62V60L79 59V58H77V59H70L69 58V56L68 57H66L67 55H63V53H65L66 51H64V50H62L63 48H64V46H66V45H64V43H63V39H61V38H63V37H66V38H72V36H74V35H69L68 33H67V30H70V28L69 29H65L64 30V28L62 27V29L60 30V29H58V31L57 30H54V29H52L53 27H55V26H53V27H51V29L50 30H52L51 32H47L48 30L46 29L47 27H50V26H48L49 24H42L41 23V21H39L37 18H36V16H33L34 17V19L32 18V19H30V18H27V15L28 14H30V13H27V12H29V11H27V9L24 11V12H18ZM54 10V9H53ZM53 10H51V11H53ZM88 10V9H87ZM98 10V9H97ZM104 10V9H103ZM105 10H106V8H105ZM150 9L148 8V10L147 11H149ZM27 11V12H26ZM56 11H58V9L56 10ZM56 11H54L53 13L55 14V12ZM99 11V10H98ZM132 11V10H131ZM146 11V12H147ZM239 11V10H238ZM30 12H32V11H30ZM47 12H49V10L47 11ZM59 12V11H58ZM69 12V11H68ZM77 12H79V11H77ZM86 12V11H85ZM143 12H145V11H143ZM154 12V10L152 11V13ZM33 13V12H32ZM39 13V12H38ZM42 13H44V12H42ZM61 13V15H63L64 14V12H60ZM73 13V12H72ZM81 13H82V11H81ZM88 13V12H87ZM109 13H112V12H110V10H109ZM119 13H121V12H119ZM151 13V14H152ZM45 14H47V13H45ZM49 14V13H48ZM48 14H47V16H48ZM69 14H71V13H69ZM96 14V13H95ZM114 14V13H113ZM122 14H123V12H122ZM145 14V13H144ZM149 14V13H148ZM165 14V13H164ZM38 15V14H37ZM43 15V14H42ZM50 15H53V14H50ZM50 15L48 16V18H47V20L49 21V23L51 24L52 23V21L50 22V20H49V17H50ZM58 15V14H57ZM66 15V14H65ZM73 16H74V14H72ZM117 15V14H116ZM124 15H125V13H124ZM127 15H129V14H127ZM143 15V14H142ZM145 15H147V14H145ZM145 15H143V17L145 16ZM150 15V14H149ZM156 15H158V14H156ZM202 15H203V13H202ZM28 16H30V15H28ZM45 16V15H44ZM43 16V17H44ZM46 16V17H47ZM73 16H71L70 15V17H71V20H72V18H73ZM78 16H79V14H78ZM83 16H84V13H83ZM94 16V15H93ZM110 16V15H109ZM148 16V15H147ZM205 16H206V14H205ZM52 17H54V16H52ZM51 17V18H52ZM57 17V16H56ZM59 17V16H58ZM66 17H67V15H66ZM69 17V16H68ZM77 19H78V17L77 16H75ZM105 17V16H104ZM106 17H107V15H106ZM104 18V20L105 19H107V18ZM142 17V18H143ZM146 17V16H145ZM151 17H152V15H151ZM150 17V18H151ZM154 17V16H153ZM61 18V17H60ZM93 18V17H92ZM95 18V17H94ZM101 18V17H100ZM116 18V17H115ZM119 18V17H118ZM148 18H149V16H148ZM236 18V17H235ZM46 19V18H45ZM56 19V18H55ZM58 19V18H57ZM56 19V20H57ZM65 19V18H64ZM64 19H62V20H64ZM69 19L70 18H68L67 20V24L66 25H68V24H70L72 21H70L69 22ZM79 19H82V18H80V16H79ZM122 19V18H121ZM124 19H125V17H124ZM128 19V18H127ZM140 19V18H139ZM46 20V21H47ZM61 20V21H62ZM110 20V19H109ZM109 20H107V21H109ZM112 20H114V17H113V19ZM118 20V19H117ZM123 20V19H122ZM130 20H133V19H130ZM135 20V19H134ZM53 21H54V19H53ZM61 21H57V22H61ZM79 21V20H78ZM81 21V20H80ZM84 21V20H83ZM127 21V20H126ZM126 21L124 20L123 22H125L126 23ZM139 21H141V20H139ZM144 21V23H145V21L146 20H143ZM57 22H55V23H57ZM63 23H64V21H62ZM61 22V23H62ZM85 22V21H84ZM106 22V21H105ZM104 22V23H105ZM110 22H112V21H110ZM114 22H115V20H114ZM120 21H118V22H116V23H119ZM129 22H131L132 23V21H129ZM163 22V21H162ZM176 22V21H175ZM216 22V21H215ZM44 23V22H43ZM82 23V25H83V22H81ZM115 23V24H116ZM140 23V22H139ZM252 23V24H251ZM60 24V23H59ZM72 24V23H71ZM73 24L76 26L77 25V23H74V21H73ZM72 24V25H73ZM85 24V23H84ZM113 24V23H112ZM112 24H110V25H112ZM120 24V23H119ZM121 24H123L122 22H121ZM133 25H134V23H132ZM150 24V23H149ZM153 24V23H152ZM152 24H150V25H152ZM44 25V26H43ZM53 25V24H52ZM56 25V24H55ZM106 25V24H105ZM109 25V26H110ZM128 24H126V26H127ZM131 25V24H130ZM250 25V26H249ZM248 26H249V28L247 29L246 27L244 28V29H246V31L248 32V34L249 35H247V36H254V34H252L251 32H254V33H256L255 31H258L257 29H259V28H257L258 26V24L256 23V22H250V24H249ZM75 26H72V27H74V30H77L78 28H79V26L77 27V28H75ZM115 25H113V27H114ZM117 26V25H116ZM121 26V25H120ZM135 26V25H134ZM133 26V27H134ZM153 26V25H152ZM155 26V25H154ZM160 26V25H159ZM182 26H184V25H182ZM58 27H60V26H58ZM69 27V26H68ZM81 27V26H80ZM84 27V26H83ZM113 27H111V28H113ZM123 27V26H122ZM121 27V28H122ZM129 27V26H128ZM142 27H143V25H142ZM234 27V26H233ZM105 28H107V27H105ZM141 28V27H140ZM154 28V27H153ZM45 29L47 30V31H45ZM56 29V28H55ZM73 29V28H72ZM79 29H82V27L81 28H79ZM79 29L77 30V32H79ZM84 30H85V28H83ZM87 29H89L88 27H87ZM96 29V28H95ZM124 29H126V28H124ZM130 29V28H129ZM134 29H136V28H134ZM217 28L215 27V30H216ZM242 29V28H241ZM62 30H64V31H62ZM103 30V29H102ZM108 30H111V29H109L108 28ZM114 30V29H113ZM115 30H116V28H115ZM185 30V29H184ZM71 31V30H70ZM81 31V30H80ZM89 31V30H88ZM104 31V30H103ZM102 31V32H103ZM117 31H118V28H117ZM242 31V30H241ZM244 31V30H243ZM56 32H59V33H62V35H63V37L61 36V38L59 39V41H58V43L57 42H55V43H57V44H59V42H61V43H63L62 45H59L60 47V51H57L58 49H56V52L55 51H53V52H51L52 51V49L54 48L55 49V46L56 45H54V47L51 49V48H49V40H50V38H52L51 36L52 35H54ZM106 32H108V31H106ZM122 32V31H121ZM134 32V31H133ZM207 32H209V31H207ZM218 32V31H217ZM59 33H57V35L59 34ZM76 33V32H75ZM125 33V35H127L126 34V31L124 32ZM236 33V32H235ZM250 33H251V35H250ZM259 33V32H258ZM67 34V35H66ZM71 34H72V31H71ZM107 34H109V33H107ZM111 34V33H110ZM113 34V33H112ZM121 34V33H120ZM122 34H123V32H122ZM141 34V33H140ZM139 34V35H140ZM56 35V34H55ZM76 35V34H75ZM78 35V34H77ZM98 35V34H97ZM104 35V34H103ZM114 35H115V33H114ZM125 35H123V38H125L124 36ZM161 36H160V38L162 37V34H160ZM204 35V34H203ZM243 35V34H242ZM257 35V34H256ZM256 35L254 36L255 38H256ZM59 37H60V35H58ZM79 36V35H78ZM81 36V35H80ZM119 36V35H118ZM211 35H209V37H210ZM220 36V35H219ZM233 36V35H232ZM236 36V35H235ZM57 37V36H56ZM98 37H99V35H98ZM97 37V38H98ZM101 37V36H100ZM99 37V38H100ZM104 37V36H103ZM116 38H117V36H115ZM131 36H129V38H130ZM163 37H164V35H163ZM176 37V36H175ZM214 37V36H213ZM223 37V36H222ZM55 38V37H54ZM74 38H77V36L75 37L74 36ZM82 38V37H81ZM108 38V37H107ZM120 38H122V37H120ZM122 38V39H123ZM128 38V40H130ZM199 37H197V39H198ZM206 39H207V37H205ZM212 38V37H211ZM237 38H238V35H237ZM242 38V37H241ZM73 39V38H72ZM87 39V40H86ZM86 39L84 40H82V42H81V40H78V41H80L79 43H76L75 42V46L76 45H78L79 46V48H81V47H84V46H87L88 44V48L90 49H92L93 47L94 48H96V51H99V50H97V49H99V47H100V50L101 51H99V52H101V53H99V54H95V55H98L99 57H96V56H94L93 55V57H96L97 59H100V57H101V55H103L102 57H101V59H105V58H103V57H106L107 55L109 56L108 58L106 57V59H109L110 58V52L111 53H114V54H117V55H114L115 57H118V54L120 53L121 54V52H119V46L121 45V46H124V44H128L129 45V43L128 42H126V40H124L126 43H124V42H122L123 44H121V42H119V43H117V44H119V46L117 45L116 46V49L114 48L113 49V47H114V44H113V47H111V45H109V44H107V45H105L106 43H108L107 41H106V43H104V45L106 46V47H109V48H103V46H100L101 44H98L97 45V43H93V41H92V43H91V40H89V42H88V38L86 37ZM104 38H102V40H103ZM127 39V38H126ZM190 39V38H189ZM239 39V38H238ZM53 40V39H52ZM51 40V42H53ZM55 40H57V39H55ZM61 40V41H60ZM67 40V39H66ZM102 40H100L101 42H102ZM105 40V39H104ZM114 40H115V38H114ZM119 40H121V39H119ZM127 40V41H128ZM133 40V39H132ZM160 40H162V39H160ZM195 40V39H194ZM65 41V40H64ZM98 41V40H97ZM110 41V40H109ZM134 41V40H133ZM150 41V40H149ZM153 41H155V40H153ZM153 41H151V42H153ZM164 41H167V38H166V40H164ZM190 41V40H189ZM193 41V40H192ZM50 42V43H51ZM85 42H88V43H85ZM156 42V41H155ZM162 42V41H161ZM160 42V43H161ZM194 42V41H193ZM215 42H216V40H215ZM85 43V44H84ZM111 43V42H110ZM217 43V42H216ZM131 44H132V42H131ZM154 44V43H153ZM167 44H168V42H167ZM189 44V43H188ZM209 44V43H208ZM109 45V46H108ZM127 45V46H128ZM149 45V44H148ZM158 45V44H157ZM171 45V44H170ZM63 46V47H62ZM126 46V47H127ZM191 46V45H190ZM197 46V45H196ZM226 46V45H225ZM57 47V46H56ZM101 47H102V49H101ZM114 50H112L111 48ZM117 47H119V48H117ZM131 47V46H130ZM141 47H143V46H140V48ZM149 47H153V46H149ZM185 47V46H184ZM184 47L182 48L183 50H184ZM199 47V46H198ZM209 47V46H208ZM207 47V48H208ZM222 47V46H221ZM47 48H49L50 50H48ZM76 48V49H75ZM75 48H73L75 51H73V56H75V52L76 53H78V52H80V51H77V47H75ZM86 47H84L83 48V50H86L85 49ZM123 49H125L124 47H122ZM154 48H155V46H154ZM158 48V47H157ZM162 48V47H161ZM191 48H193V46L191 47ZM195 48V47H194ZM46 49V50H45ZM65 49V48H64ZM90 49V50H91ZM121 49V48H120ZM122 49V50H123ZM127 49H128V47H127ZM164 49V48H163ZM201 49V48H200ZM200 49L198 50V51H200ZM110 50H112V51H110ZM115 50L117 51V53L115 52ZM144 50V49H143ZM142 50V51H143ZM152 50V49H151ZM179 50V49H178ZM191 50V49H190ZM209 50V49H208ZM213 50V49H212ZM63 53H62V52ZM68 51V50H67ZM91 51H93V50H91ZM96 51H93V52H90V53H95ZM130 51V50H129ZM134 51H136V50H134ZM160 51H162V50H160ZM180 51V50H179ZM187 51V50H186ZM196 51V50H195ZM202 51V50H201ZM217 51V50H216ZM83 52V53H82ZM127 52V51H126ZM138 51H136V52H133V53H137ZM149 53H148V55H150V53L152 52V51H148ZM189 52V51H188ZM231 52H233V51H231ZM230 52V53H231ZM60 53V55L58 56V54ZM129 53V52H128ZM139 53H142L141 51L139 52ZM145 53V52H144ZM160 53V52H159ZM197 53V52H196ZM195 53V54H196ZM200 53V52H199ZM222 53V52H221ZM221 53H219V54H221ZM70 54V53H69ZM68 54V55H69ZM120 54H119V56H120ZM132 54V53H131ZM158 54V53H157ZM190 53H188L187 55H189ZM62 55V56H61ZM78 55V54H77ZM77 55H76V57H77ZM112 56V58H110V60H107L108 62H111L112 63V65L111 66H113V62H112V59H113V54H111ZM122 55V54H121ZM128 55V54H127ZM126 55V56H127ZM141 55V54H140ZM143 55V54H142ZM144 55H146V54H144ZM222 55V54H221ZM65 56V57H64ZM70 56H71V54H70ZM125 56V55H124ZM224 56V55H223ZM228 56V55H227ZM58 57V58H57ZM60 57V58H59ZM79 57V56H78ZM92 57V58H93ZM121 57V56H120ZM130 56H128V58H129ZM133 57H135L134 55H133ZM136 57H138V56H136ZM135 57V58H136ZM173 57H175V56H173ZM193 57V56H192ZM197 57H198V55H197ZM231 57H232V55H231ZM66 58H67V60H66ZM70 59V61H69V59ZM72 58V57H71ZM85 58H88L87 60L85 59ZM90 58V59H89ZM121 58H124L123 56L121 57ZM121 58H120V60H121ZM141 58V57H140ZM186 58V57H185ZM185 58H183L182 57V59H185ZM196 58V57H195ZM214 58V57H213ZM227 58V57H226ZM230 58V57H229ZM58 59H59V61H58ZM83 59H84V62H82L83 61ZM126 59V58H125ZM162 59H163V57H162ZM176 59V58H175ZM187 60L189 59V58H186ZM185 59V60H186ZM194 59V58H193ZM223 59V58H222ZM117 60H119V59H117ZM128 60V59H127ZM179 60V59H178ZM221 60V59H220ZM228 60H230V59H228ZM227 60V61H228ZM69 61V62H68ZM87 61V62H86ZM114 61V64H116L117 62L115 61V59L113 60ZM122 61V63L123 62H125L126 63V61H123V59L121 60ZM137 61H139V59L137 60ZM143 61H145L144 59H143ZM143 61H141L140 63L139 62H137V64L139 63L140 65L143 63ZM147 61V60H146ZM214 61V60H213ZM213 61H212V63H213ZM235 61V60H234ZM49 63V62H51V64H50V70H52L53 71V69H54V71L50 74V70L47 72V69H49V67L47 68L46 67V65L44 64V63ZM53 62V63H52ZM65 62L67 63V65H68V67H65V66H67V65H64L65 64ZM91 62V63H90ZM116 62V63H115ZM119 62V61H118ZM134 62V61H133ZM166 63L165 62V59H163L162 61H161V59L157 62H155L154 64L152 63V62H150V63H152V68H151V75H148V76H146V74H149V73H146V74H144L145 76H146V79H147V77H150L149 79H150V81L148 80V81H146V80H143V81H146V82H151L152 81V83H150L151 85L152 84H154V82H156L155 84L157 85V87H158V90H160V92H161V96H162V99H161V101H160V105H159V107L157 106V108H159V118H158V120H159V125H158V131L156 132V137H158V138H156L155 137V139L157 140H155V142L157 143V147L158 148H156L157 149V156L155 157L156 158V160L157 161H155L156 163H157V165H155V166H153L155 163H151V165H150V167H151V169H152V167H155L156 169H158L159 171L157 172V170H156V172H157V177L158 178H160L159 179V183H160V185H158L159 186V188L157 189V194L155 193V196H154V193H151V194H153V196L151 197V194H149V197H151L150 198V200L149 201H145L144 203H143V205H142V203H141V206H144V208L146 207V208H149L150 210L151 209H153V213L154 214H152V213H150V214H148L147 212H145L144 210H146V209H144L143 207L142 208H140L142 211H140V212H144V213H147L146 215L145 214H141L140 212H138L139 213V215H145L146 217H143L145 220L147 219L149 222H152L151 223V225H146L147 227H149V226H151V228H153L154 229V232H156V239H158V241H160V242H163V240L161 241V239H164L166 242H165V244L166 245H169V246H171L170 248H171V250H172V252L170 251L169 252V255H172V256H174V253H175V255L176 256H181V257H179V258H176V259H163V254H165V253H162V252H158V255H157V253H156V255L158 256H155V254L152 256L151 255V257L153 258V259H151L150 257V259L151 260H145L146 262H144V260H143V262L140 260V259H137L136 260V258H135V260H132V261H130V262H128V261H126V262H124V264L126 263V264H142V263H144V264H147V261H148V264H202V263H205V264H216L215 263V261L213 262V261H211L212 259H208L206 262H199V261H196V262H192V261H189V259H191V258H188L189 256L187 255L189 252H186L185 251V248L186 249H188V247H189V251L191 250V247H193V241L196 239V238H199V236H201V235H199L198 237L196 236V232L198 231V230H200V227H205L206 228V225H211V226H213L214 227V229H215V227H219V225L222 227H224V223H225V226H227V224L229 225L230 223H231V220L232 219H235V218H231V217H233V216H235V214H233V213H236V212H233V213H228V211H227V209H229L230 208V206L227 204L226 205V203H224V200H222V197L221 196H218L216 193V191L215 190H212L213 188H215V187H210V188H212V189H207L208 187H206V184L208 185V183H207V180H208V169L209 168H205L206 170H204L203 172H202V170H200L201 169V166H202V163L204 162V159H209V157H207L206 158V156H208V153L210 152V150L211 149H207V152L208 153H206V154H202L201 155V153H203V152H199L200 153V157L198 158V161L197 162H195L194 160H192L193 161V163H194V165L193 164H191V165H189L187 168H186V166H185V168H184V170L183 169H181V171H183L182 173H183V175H180V174H178V170L177 169H180V164H178V163H176L175 162V160H178V159H180V157L179 158H177L178 157V152L181 150L180 148H182V147H175V143H176V145H178L177 144V141H176V138L177 137H179V136H181V135H177V137L175 138V136H176V132H175V130H176V128H177V124H175V121H174V117L177 115V114H174L173 113V110H172V101L174 100L173 99V96H174V94H173V91H174V89H176L177 87H179V86H181L182 88L185 86L184 84L186 83V81H188L189 80V82H191L190 81V79H189V77H187L188 78V80L186 79H183L184 77L186 78V74H182L181 72V70H179V71H177L178 69H176V71H174V70H170V69H172L173 67H171L170 69H169V67H167L166 65H167V63H166V65L164 66L163 65V63ZM240 62V61H239ZM254 62V61H253ZM252 62V63H253ZM263 63H264V61H262ZM71 63V65H69V64ZM74 63V62H73ZM111 63H108V64H111ZM184 63V62H183ZM189 63H192L191 62V60H190V62ZM250 63V62H249ZM43 64V65H42ZM145 64H147L148 65V63H144V66H145ZM182 64V63H181ZM193 64H194V61H193ZM201 65H202V62L200 63ZM245 64V63H244ZM248 64V63H247ZM58 65H59V63H58ZM63 65H64V67H63ZM150 65V64H149ZM171 65V64H170ZM239 65V64H238ZM255 65V64H254ZM253 64H252V66H254ZM42 66V67H41ZM43 66H45V67H43ZM49 66V65H48ZM78 66H81L80 64L78 65ZM77 66V68H76V71L75 72H77V71H79L78 69H79V67ZM109 66V65H108ZM117 66H118V64H117ZM116 66V67H117ZM125 66V67H126ZM130 66V65H129ZM138 67H139V65H137ZM174 66V65H173ZM187 66H188V64H187ZM212 66V65H211ZM240 66V65H239ZM248 66H249V68H251L252 66H251V64L249 65L248 64ZM248 66H246L245 68H242V66H241V69L239 68V73L240 72H243L244 71V74L245 73H247V71L246 70H248L249 68H248ZM86 67V66H85ZM142 67V66H141ZM147 67H149V66H147ZM182 67H183V65H182ZM189 67H191V66H189ZM196 67V66H195ZM255 73L252 71V73L251 72H249V78L247 79L248 81L246 82L245 80H244V78L248 75H242L241 73V77L243 78H241L240 76H238V77H240L242 80H244L245 82V86L243 87V82L241 83V87H239V82L240 81H242V80H238V83H234V84H232V86L233 85H235V86H233V87H239L238 88V90H241V91H238V90H236L235 88V90H231L230 91V89L229 90H226V89H228V88H226V87H223V85L221 84V86L219 87V88H221V89H219V90H217L216 92H214L215 91V88L216 89H218V86H216V82L214 81V82H212V84L215 86V88H214V86L211 84H209V79L207 80V78L205 79L204 78V80L202 81L203 83H206V82H208V84L206 83V84H204V86H205V91H208L207 93H209V92H212L213 94L214 93H216L217 95V97L219 98V97H222V96H224V95H226V97L228 96V98L226 99V97L224 98V99H222V101H219V104H220V102H224V100L226 99V102H224L223 104H225V105H223V106H226V107H228V110H229V108H230V112L229 111H227L226 109H225V107H223V110H226V113L227 112H229L230 113V116H231V114L234 116V113H235V116H236V114H237V116L236 117H238L239 116V118H236L235 116L233 117V116H231V118H233V119H231L230 118V116L229 115H227L226 117H227V120H228V123H229V121H231V123H232V125H233V122H234V127H237V126H240L237 130L234 128V127H232V126H230V124H228V123H226L227 125L226 126H230V129L232 130V128L234 129V130H236V132L234 133V136H233V138L230 140L231 142H234V143H236L238 146H240L241 147V149L243 148L244 149V152H245V150H246V152H247V154H249L248 152H250V153H256V155L258 156V158L259 159H261V160H263L264 161V90H262L261 91V89H263V88H258V90H256L255 88V86L253 85V83L255 82V81H253V80H256V82L254 83L255 85L257 84V82L258 81H261V82H259L258 84L259 85H261L262 84V81L264 82V72H262V71H264L263 69H264V64L262 65V64H260L259 62H258V64H256L255 66ZM258 67H263V68H259L260 70H258ZM57 68H59V67H57ZM64 68H66V69H64ZM98 68V69H97ZM192 68H194V67H192ZM191 68V69H192ZM203 68V67H202ZM248 68V69H247ZM73 69H75L74 67H73ZM71 70L70 69V72L71 71H74V70ZM93 69H94V71H96V72H94L93 71ZM112 69V68H111ZM123 70V72H120L121 70ZM183 69V68H182ZM187 69V68H186ZM190 69V70H191ZM84 70H85V68H84ZM84 70H82V73L80 72V74H84L86 71H84ZM86 70H87V68H86ZM88 70V71H89ZM99 70H101L100 72H99ZM103 70L105 71V72H110V74H112L114 71H115V73H113L112 75H110L109 73H107L106 75H105V72L103 73ZM108 70V71H107ZM117 70V71H116ZM125 70V71H124ZM142 70H144V69H142ZM148 69H145V72L147 71ZM184 70V69H183ZM212 70V69H211ZM228 70V69H227ZM238 70V69H237ZM253 70V69H252ZM140 71V70H139ZM171 71H173V72H171ZM187 71V70H186ZM251 71V70H250ZM260 71V72H259ZM48 73L49 74V76L47 77V75H45L44 73ZM57 72V73H58ZM69 71H68V73L66 72V74H67V76L65 75V73L62 75V76H56V77H58V81H59V78L61 77V79H63V80H61V81H68V80H70L71 79V77L69 76V75H71V74H69L70 73ZM84 72V73H83ZM112 72V73H111ZM176 72H178V73H176ZM218 72H220V71H218ZM217 72V74L219 75L220 73H218ZM237 72V71H236ZM256 72H258V73H260V74H262L261 75V79H263V80H261V79H258V77H256L257 79H255V75H257L256 74ZM61 73H63V71L61 72ZM100 73H102L103 74V81H102V79L100 78L101 77V75H100ZM135 73H136V71H135ZM134 73V74H135ZM174 73L175 74H177V75H174ZM209 73V72H208ZM239 73H237V74H239ZM69 74V75H68ZM178 74H182V77L180 76V75H178ZM189 74V73H188ZM239 74V75H240ZM252 74V75H251ZM259 74V75H260ZM5 75V74H4ZM9 75H7V76H9ZM86 75H87V73H86ZM98 75H100V77L98 76ZM122 75H120L121 77H122ZM130 75H127L128 77H129V79L131 78L130 77ZM144 75L143 76H141V77H143L144 78ZM44 76H46V77H44ZM64 76V78H62ZM65 76L66 77H68V78H65ZM177 76H180L181 78V83L178 81V80H180V79H178L177 78ZM201 76V75H200ZM1 77V76H0ZM10 77H8L9 78V80H10ZM69 77H70V79H69ZM74 77V76H73ZM111 78L110 80H113L114 78ZM140 77V78H141ZM204 77V76H203ZM206 77V76H205ZM251 77H252V79H251ZM2 78H3V76H2ZM87 78V77H86ZM117 78H119V76H117ZM139 78V79H140ZM191 78V77H190ZM217 78H219L218 76L215 78V80H217ZM53 79H55V77L53 78ZM67 79V80H66ZM107 79H106V81H107ZM120 79V83L119 84H121V82L123 81V79L122 78H119ZM128 79V80H129ZM192 79H194V80H192ZM191 80L192 81H195L196 79H195V77L194 78H192ZM213 78H211V80H212ZM222 79V78H221ZM249 79H251V80H249ZM8 80V79H7ZM44 80L42 81L43 83H44ZM47 80H45V81H47ZM72 80V79H71ZM74 80V79H73ZM78 80V79H77ZM80 80H84V77H82V79L80 78ZM133 80V79H132ZM132 80H131V82H129L130 84H129V86L128 87H132L131 89H133L134 90V88L136 89V93H137V95H136V97L138 96L139 97V99L138 100H140L141 98H140V94H141V96H144V95H142V93H139V91L140 90H138L137 91V88H142V87H145L144 85H147L148 86V84L149 83H146V82H143L144 83V85H143V83H142V81H141V79L139 80V82H138V84H137V78L135 79V80H133V82L134 83H132ZM153 80H154V82H153ZM185 80V81H184ZM56 81V80H55ZM61 81H59V84L61 83ZM81 81V82H82ZM94 81H97V80H94ZM105 81V82H106ZM184 81V82H183ZM198 81H199V83H198ZM221 80L219 79V81L217 80V82H220ZM225 81V80H224ZM232 81V80H231ZM79 82V84H80V86L81 85H83L82 83H84V82H82V83H80V81H78ZM78 82H77V85H75L76 83L74 82L73 83V81L71 82L72 84H74V85H72V86H74V88L75 87H78L79 86V84H78ZM109 82H111V83H109ZM196 82V81H195ZM202 82H200V78L199 79H197V83H195V84H201ZM251 82V83H250ZM7 83H10V84H7ZM46 83H48V82H46ZM66 83V82H65ZM70 83V84H71ZM98 84H99V81L97 82ZM114 83V84H115ZM118 83V82H117ZM122 83H124V81L122 82ZM126 83V82H125ZM139 83H140V86H139ZM146 83V84H145ZM184 83V84H183ZM261 83V84H260ZM21 84V85H20ZM63 84V83H62ZM95 84L96 83H94V85L93 86H95ZM108 84H107V86H108ZM114 84H112L113 86H114ZM118 84V85H119ZM132 84V85H131ZM134 84H135V86L136 87H134ZM143 86H142V85ZM149 84V88H150V90L149 91H151V85ZM177 84H179V86L177 85ZM236 84H238L237 86H236ZM249 84V85H248ZM250 84H251V86H252V90H250L249 89V87H251L250 86ZM257 84V85H258ZM43 85V84H42ZM45 86H46V84H44ZM101 85V84H100ZM99 85V86H100ZM104 85H105V83H104ZM104 85H102V86H104ZM112 85H111V88H112ZM116 85V84H115ZM202 85V84H201ZM201 85H199L200 87H199V89L201 88V87H204V86H201ZM207 85V86H206ZM228 85V84H227ZM52 86H56V85H54V83H53V85H52V82H51V87ZM60 86H62L61 84H60ZM139 86V87H138ZM155 86V85H154ZM177 86V87H176ZM231 86V85H230ZM246 86H247V88H246ZM253 86L255 87L254 89H253ZM264 86V85H263ZM83 87V86H82ZM82 87H81V90H82ZM96 87L98 88V85H96ZM127 87V88H128ZM134 87V88H133ZM157 87H155V88H157ZM176 87V88H175ZM233 87H231L232 89H233ZM41 88H43V90H44V88L46 89V90H44L42 93H40V91H42V89ZM60 88H62V87H60ZM91 88H93V87H91ZM90 88V90H91V92L92 93H95L94 92V90L95 91H97V89H94L93 88V90ZM100 88H102V87H100ZM108 88H110V85H109V87ZM123 88V87H122ZM149 88H147V89H149ZM186 88V87H185ZM189 88H190V86H189ZM197 88V87H196ZM225 88V90H223ZM244 88H246L245 89V91H244ZM54 89V90H55ZM77 89V88H76ZM80 89V88H79ZM78 89V90H79ZM131 89L130 90H128V92L129 91H131ZM144 89V88H143ZM146 89V87H145V90H147ZM204 89H202V92L204 93ZM243 89V90H242ZM2 90V91H1ZM58 90V91H57ZM60 90V91H59ZM103 90H104V88H103ZM106 90H108L107 88L105 89V91ZM110 90V89H109ZM109 90H108V92H109ZM114 90H116V89H114ZM126 90V89H125ZM145 90H143L144 91V94L145 95H147L146 93H145ZM198 90V89H197ZM201 90V89H200ZM196 91V92H198V93H195V95L197 94L198 96H196V98H197V100H195L196 98H194V99H191L192 97V95L190 96V98H189V100H188V103H189V101H190V99L193 101V100H195V101H193V103H196V101H199L198 100V97H199V95L201 94V96H203L204 94L206 95L207 93H202L201 91ZM250 91V92H248V91ZM62 91V92H61ZM77 91V90H76ZM80 91V90H79ZM98 91H100V89L98 90ZM121 91H123L122 89H121ZM142 91V90H141ZM148 90H147V92H149ZM157 91V90H156ZM261 91V92H260ZM82 92H83V90H82ZM101 92H103L102 91V89H101ZM107 92V91H106ZM111 92V91H110ZM109 92V93H110ZM128 92H125V94L127 93V95L125 96V98L130 94V93H128ZM134 92V91H133ZM132 92V94L131 95H133L134 93ZM188 92V91H187ZM192 92V91H191ZM200 92V93H199ZM55 93V94H56ZM105 93V92H104ZM118 93H119V95L121 96V95H123L124 93L122 92V94L118 91ZM135 93V94H136ZM152 92H150V94H151ZM40 94H42V95H40ZM46 94H47V91H46ZM99 94V96H95V95H98ZM106 94H108V93H106ZM186 94V91H185V89H184V95ZM188 94V95H187ZM186 95H187V97L189 96V93H187ZM213 94H212V96H213ZM100 95H101V93H95L94 95H93V98H95V97H97L98 99L99 98H101L100 97ZM105 94H103V96H104ZM115 95H117V94H115ZM185 95V96H186ZM195 95L193 96V97H195ZM205 95L203 96V97H205ZM43 96H45V95H43ZM66 96V100H65V102L63 101V103H61V101H62V99H65L64 97ZM102 96V97H103ZM124 96V95H123ZM123 96H121V99H118L117 101H119V100H122V98H123ZM152 96V95H151ZM176 96V95H175ZM36 97H38V98H40V99H38V98H36ZM46 97V96H45ZM58 97V98H57ZM70 98L69 100L71 101V102H75V104H77L76 105V107H78L77 109H76V107L72 104V103H67V99L68 98ZM107 97V96H106ZM117 98H118V95L116 96ZM131 97V96H130ZM149 97V96H148ZM181 98V99H184L183 101L185 102V101H187V99L188 98ZM202 97V98H203ZM208 96H206V98H207ZM213 97H215V96H213ZM212 97V98H213ZM73 98V99H74ZM112 98V97H111ZM114 98V97H113ZM132 98H135V97H132ZM201 97H199V99H200ZM47 99V98H46ZM57 99V100H56ZM82 99H81V101H82ZM101 99H103V98H101ZM105 99V98H104ZM108 99V98H107ZM116 99V98H115ZM114 99V100H115ZM150 99V98H149ZM203 99H205V98H203ZM210 99V98H209ZM209 99H206L207 101L209 100ZM214 99H216V98H214ZM214 99L212 100V102L214 101ZM40 100H42V102L40 101ZM91 100H92V98H91ZM90 100V101H91ZM96 102H95V106L97 105V104H100V102L98 103V101L96 100V99H94ZM109 100V99H108ZM113 100V99H112ZM111 100V101H112ZM126 101H127V98L125 99ZM124 100V101H125ZM136 100V99H135ZM145 99H143V101H144ZM202 100V99H201ZM201 100H200V102H201ZM219 100V99H218ZM36 101V102H35ZM60 101V102H59ZM89 101V102H90ZM110 101V100H109ZM131 101H134V99L133 100H131ZM204 101L205 100H203V103H204ZM22 101H20V103H21ZM128 102V101H127ZM135 102V104L133 105L134 107H135V109H133V110H135V111H137V103H136V101H134ZM141 102V101H140ZM210 102V101H209ZM209 102H207V104L209 103ZM211 102V103H212ZM65 103H67V105L65 104ZM108 103V102H107ZM113 103H115V102H113ZM133 103V102H132ZM180 103H182L181 102V100H180ZM187 102L186 103H183V104H181V107H182V105H184V104H186V105H188V106H186V108L188 107V109L192 106V104H188ZM206 103V102H205ZM211 103L209 104L210 105V107H211ZM12 104H15V103H12ZM17 104H18V100H17ZM23 104V103H22ZM22 104H20V105H22ZM34 104H35V106H34ZM69 104V105H68ZM103 104V103H102ZM102 104H100V107L101 106H103ZM126 104V103H125ZM125 104H123V106L125 105ZM129 104V106H130V104L131 103H128ZM152 104V103H151ZM197 104L198 105H200V103L199 102H197L196 103V105L195 104H193V106L195 105V107L197 106ZM25 105V104H24ZM55 105H53L54 107H55ZM90 105V106H89ZM105 105H107L106 104V102H105ZM109 106L111 105L112 106V104H108ZM136 105V106H135ZM141 105H142V103H141ZM214 106L216 105H218V104H213ZM212 105V106H213ZM13 106H16V105H13ZM18 106V105H17ZM80 106V107H79ZM154 106V105H153ZM179 106V105H178ZM190 106V107H189ZM201 106H202V102H201ZM201 106H199V108H198V106H197V111H195V112H198L199 113V111H198V109H200V108H202L201 110H206V106H203V107H201ZM213 106V107H214ZM27 107V106H26ZM51 107H52V105H51ZM51 107H49V108H51ZM82 107V108H81ZM85 107V108H84ZM105 107V106H104ZM128 107V106H127ZM142 107V106H141ZM143 107H146V106H143ZM149 107V106H148ZM180 107V108H181ZM212 107V108H213ZM218 107V106H217ZM10 108H11V110H10ZM21 108H22V111L23 110H25V108L23 109V107L21 106ZM21 108H17L18 110H20ZM48 108V109H49ZM88 108V109H87ZM96 108V107H95ZM102 108V107H101ZM115 108H117V107H115ZM119 108H120V106H119ZM126 108V107H125ZM154 108H155V106H154ZM185 107H184V109H186ZM220 108H222V106L220 105ZM219 108V109H220ZM231 108L234 110H231ZM28 109H30V108H28ZM31 109V110H32ZM47 109V108H46ZM104 110H106L105 108H103ZM107 109H109L110 110V108L107 106ZM122 109L123 110H126V109H124L123 107H122ZM141 109V108H140ZM143 109H145V108H143ZM176 109H178V108H176ZM182 109V108H181ZM181 109H178V111L179 110H181ZM192 109H194V107H192ZM191 109V110H192ZM196 109V108H195ZM210 109V108H209ZM217 109V108H216ZM218 109V110H219ZM7 110V114H3L4 113V111H6ZM34 110V109H33ZM44 111H46L45 109H43ZM90 110H92V111H90ZM113 107H112V109L110 110V111H108L107 110V112H109V113H112L113 112V114H114V111L115 110H113ZM121 110V109H120ZM120 110H118V111H120ZM122 110V111H123ZM150 110H151V108H150ZM150 110H149V113H150ZM28 111H30V110H28ZM103 111V110H102ZM118 111H115V112H117V113H119ZM142 112H143V110H141ZM157 111V110H156ZM186 111H187V109H186ZM189 111V110H188ZM233 111V112H232ZM36 112H38V110L36 111ZM41 112H42V110H41ZM94 114H93V113ZM106 111H105V113H107ZM129 112V111H128ZM139 112H140V110H139ZM153 112H155V111H152V113ZM180 112V111H179ZM179 112H177L178 114H179ZM183 112V111H182ZM181 112V113H182ZM192 112H194V110L192 111ZM206 112V111H205ZM205 112H203V115L205 114ZM216 112H218V111H216ZM220 112H221V114L220 113H218V115L220 114V117H224V114H222V112H224V111H221L220 110ZM101 113V112H100ZM109 113H107L106 115H108ZM117 113L114 115V116H117ZM122 112H120L119 114H121ZM125 113V112H124ZM124 113H122L121 115H123ZM135 113V112H134ZM180 113V114H181ZM185 113L186 114H188V113H191V111L190 112H183V114L185 115ZM215 114V112H212L211 113V115L212 114ZM15 114V113H14ZM104 114V113H103ZM113 114H112V116H113ZM131 114H132V111H131ZM139 114V113H138ZM155 114V113H154ZM157 114V113H156ZM194 114V113H193ZM200 114H202L201 112H200ZM217 114V113H216ZM215 114V115H216ZM100 115V114H99ZM120 115V116H121ZM127 115V114H126ZM146 114H144V116H145ZM148 115V114H147ZM153 115V114H152ZM158 115V114H157ZM175 115V116H174ZM190 115V114H189ZM192 115V114H191ZM191 115L189 116V118H191ZM197 115V114H196ZM207 114H205V116H206ZM215 115H214V117H215ZM217 115V116H218ZM222 115V116H221ZM105 116V115H104ZM111 116V115H110ZM111 116V117H112ZM114 116H113V118H111L112 120H114V119H116L117 117H115L114 118ZM120 116H118V119H119V117ZM141 116V115H140ZM179 116H183V115H179ZM185 116H187V115H185ZM197 116H199V114L197 115ZM207 116H209V115H207ZM216 116V118H218ZM96 117V118H95ZM106 117L108 118V116H105V118L104 119H106ZM136 117H138L137 116V112H136V114L134 115V119H136ZM194 117H195V115H194ZM145 118V117H144ZM199 118L200 119H198V120H200L201 121V125H203V122L202 121H204L205 120V118L204 119H202L201 120V118L202 117H200L199 116ZM209 118V117H208ZM208 118H206L207 120H208ZM53 119V118H52ZM110 119V120H111ZM125 119V117H123V120ZM138 119V118H137ZM136 119V120H137ZM149 119V118H148ZM148 119H146V121L148 122ZM186 119V118H185ZM184 119V120H185ZM212 119L213 118H211L210 119V124L208 123L209 121H207V127H209V126H213V122H215L216 121V119L215 120H213L212 121ZM222 120V122H224L223 121V118H221ZM237 119V120H236ZM59 120V121H58ZM134 121V123H133V125H134V128L136 129V132H134V140L133 139H131V143L129 144V145H132V147L134 146H137V145H139V144H141V143H139L138 144V138H140V139H142L141 137H139V135H136L137 134V129L139 128L140 129V127H138L139 125V123L137 124V122L138 121H140V119H138L137 121ZM179 120V119H178ZM187 121H188V118L186 119ZM225 121H226V118L224 119ZM233 120H235V121H233ZM241 121V123H240V125H237V126H235V123H236V121ZM61 121V122H60ZM191 121H193V120H191ZM195 121V120H194ZM212 121V122H211ZM220 121V120H219ZM10 122V121H9ZM11 122H13V121H11ZM60 122V123H59ZM103 122V121H102ZM104 122H105V120H104ZM106 122H109V121H106ZM111 122V121H110ZM145 122V121H144ZM143 122V123H144ZM150 122H151V120H150ZM149 122V123H150ZM153 122H154V120H153ZM156 122V121H155ZM177 122V121H176ZM180 122L181 121H179L178 123H179V125L178 126H180L181 124H180ZM197 122V121H196ZM205 122V121H204ZM227 122V121H226ZM1 123H3L2 125H1ZM61 123V124H62ZM119 122H116L115 121V125L116 124H118ZM182 123V122H181ZM189 123V122H188ZM12 124H14V123H12ZM102 125H104V123H101ZM108 124H110V123H108ZM111 124H113V122L111 123ZM141 124V123H140ZM152 124V123H151ZM151 124L149 125V126H151ZM184 124H186V123H184ZM194 124V123H193ZM215 124H217V125H215V126H217L216 128H212L214 131H215V129H217V128H219L220 130H221V128L220 127H218V123L216 122ZM219 124L220 125H222L220 122H219ZM225 124V123H224ZM34 125V124H33ZM106 125V124H105ZM119 125V124H118ZM120 125H122V124H120ZM148 125V124H147ZM147 125H144V127L145 126H147ZM155 125V124H154ZM189 125V124H188ZM200 125V124H199ZM199 125H198V130L200 131H202V129L199 127ZM204 125H206V122H205V124ZM219 125V126H220ZM113 126V125H112ZM117 126V125H116ZM136 126V127H135ZM142 126V125H141ZM182 126V125H181ZM195 126V128H197V124L196 125H192V127H190V126H188V127H190L189 129L191 130V134L193 133L192 131H194V130H192L193 129V127ZM20 126H18V128H19ZM53 127V126H52ZM58 127V126H57ZM138 127V128H137ZM184 127V126H183ZM182 127V129L184 130V128L186 127H184L183 128ZM206 126H204L203 127V130H205L204 128H205ZM221 127H223L222 128V130H225L226 128H225V126L224 125H222ZM232 127V128H231ZM10 128V129H11ZM22 128L23 127H21V130H22ZM31 128H33V126L31 127ZM56 128V127H55ZM103 128V127H102ZM120 128V127H119ZM143 128V127H142ZM146 128V127H145ZM154 128V127H153ZM194 128V129H195ZM10 129H5V130H10ZM15 129H17V127L15 126ZM26 129V128H25ZM105 129V128H104ZM151 129V128H150ZM149 129V130H150ZM177 129H179L180 130V127H178ZM208 130H210L209 128H207ZM212 129H211V132H212ZM219 129H217L218 131H215L216 133H221V136H223L224 134L222 133V132H220V130ZM20 129H17V131H19ZM58 130H60V131H58ZM106 130V129H105ZM141 130V129H140ZM145 130V129H144ZM152 130V129H151ZM150 130V131H151ZM157 130V129H156ZM229 130V129H228ZM227 130V131H228ZM2 132H3V129L1 130ZM11 131H13V130H11ZM25 131V132H24ZM58 131V132H57ZM100 131H102V129L100 130ZM120 131V130H119ZM118 131V132H119ZM127 131V130H126ZM142 131H143V129H142ZM153 131V130H152ZM189 131V130H188ZM187 131V132H188ZM196 131V130H195ZM200 131V132H201ZM15 130L13 131V133H11V134H14L15 135ZM20 133H22L23 135L24 134H26V136H25V138L26 137H28L27 135H29L28 133H29V129H28V131L27 130H22V131H19ZM19 132H17V133H19ZM116 132H117V130H116ZM122 132H123V130H122ZM144 132V131H143ZM149 132V131H148ZM154 132V131H153ZM186 132V133H187ZM208 132V131H207ZM224 132H226V131H224ZM6 133H10V132H6ZM16 133V134H17ZM107 133H109V132H107ZM114 133H115V130H114ZM121 133V132H120ZM136 133V134H135ZM181 133V132H180ZM183 133V132H182ZM195 133V132H194ZM194 133L192 134V135H194ZM227 133V132H226ZM226 133H225V135H226ZM21 134V135H22ZM35 134H37V135H35ZM51 134H54L53 132L51 133ZM50 134V135H51ZM55 134V135H56ZM102 134H103V131H102ZM104 134H105V132H104ZM141 134H143V133H141ZM146 134V133H145ZM152 134V133H151ZM150 134V135H151ZM157 134H158V136H157ZM196 135H198L197 133H195ZM203 134V133H202ZM211 134V133H210ZM20 135V134H19ZM21 135H20V137H21ZM34 135V136H33ZM101 135V134H100ZM109 135H112V134H110L109 133ZM114 135V134H113ZM118 135V134H117ZM116 134H115V136H117ZM129 135V134H128ZM147 135V134H146ZM175 135V136H174ZM190 134H188V136H189ZM206 135V134H205ZM216 135V134H215ZM218 135V134H217ZM15 136H18V134L17 135H15ZM23 136V137H24ZM45 136V137H46ZM53 136V135H52ZM149 136V135H148ZM155 136V135H154ZM211 136V135H210ZM212 136H213V134H212ZM211 136V137H212ZM220 136V137H221ZM31 137H34V138H31ZM41 136H39L38 138H37V140H39L38 141V143H40V139L42 140L43 138H45V137H43V138H40ZM53 137H55V136H53ZM52 137V138H53ZM57 137V136H56ZM55 137V138H56ZM129 137H130V135H129ZM151 137H152V135H151ZM188 138L186 135L185 136H183V140L184 141H186L187 139L186 138ZM199 137V136H198ZM206 137V136H205ZM208 137L209 136H207V138H206V140L208 139ZM11 139H13V137L11 136L10 137ZM9 138V139H10ZM17 138V137H16ZM114 138V137H113ZM112 138V139H113ZM124 138V137H123ZM137 138V139H136ZM145 138H146V136H145ZM144 138V139H145ZM150 138V137H149ZM182 138V137H181ZM180 138V139H181ZM191 138V137H190ZM213 139H214V137H212ZM216 138V137H215ZM226 138V137H225ZM46 139V138H45ZM49 139H50V136H49ZM54 139V138H53ZM52 139V140H53ZM109 139H111V138H109ZM151 139V138H150ZM153 139V138H152ZM179 139V138H178ZM210 139V138H209ZM208 139V140H209ZM219 139V138H218ZM218 139H215V143H217V140ZM16 139H14V141H15ZM56 140V139H55ZM133 140V141H132ZM137 140V141H136ZM18 141V140H17ZM23 141H25V139L23 140ZM22 141V142H23ZM30 141V142H29ZM51 141V140H50ZM136 142V144L137 145H133V143H135ZM147 141H149V139L148 140H145L144 142H142V143H147ZM191 141V140H190ZM189 141V142H190ZM200 141H201V139H200ZM204 141H205V138H204ZM210 142L212 141V139L211 140H209ZM228 141V140H227ZM35 142H37L36 140H35ZM45 142V143H44ZM51 142H53V141H51ZM108 142V143H107ZM187 142V141H186ZM196 142V141H195ZM194 142V143H195ZM205 142H207L208 143V141H205ZM34 143V142H33ZM32 143V144H33ZM114 143V141H112V144H115ZM124 143H129L128 142V140H126V142H124ZM150 143H152V142H150ZM182 143V142H181ZM11 145V148L13 149V150H16L18 153H20L18 150L20 149H24V151H26L25 153L27 154V155H24V151L22 152L23 153V155L24 156H26V157H28V155H29V158H26L25 159V161H27V159H29L26 163L27 164H25L26 165V167H25V165H23L22 167H24L23 168V170L25 169H27V168H30L29 169V171L31 172V170H33V172L35 173V176H37L36 178H35V176L32 178V176L33 175H31V176H29V171H28V177H30V178H32V180L29 178V181L28 180H26V175H27V173H24L23 171H21V170H19V169H21L20 167H21V165L19 166V168H18V165L19 164H21L23 161H22V158H25V157H20V155L18 154L17 155V152H15V151H13L12 150V152H15V153H13L14 155H10V150L9 149H11V148H8L7 149V147H9L10 145ZM45 144V145H44ZM49 144V143H48ZM52 144V143H51ZM54 144V143H53ZM105 144H107V145H105ZM112 144H110V146L112 145ZM122 144V146L120 147V145ZM149 144V143H148ZM199 146H200V144L199 143H197ZM197 144H195V145H197ZM212 144V143H211ZM226 144V143H225ZM19 145H21V147L19 148L18 147V150H17V148H15V147H17V146H19ZM105 145V146H104ZM212 145H214V144H212ZM228 145V144H227ZM31 146H35V145H31ZM36 146V147H37ZM125 149H127L128 147H127V144H125ZM147 146V145H146ZM150 146V145H149ZM152 146V145H151ZM179 146H180V144H179ZM191 146V145H190ZM233 146V145H232ZM232 146H231V148H232ZM236 146V145H235ZM36 147H34L35 148V150H38L40 147H38V149H36ZM43 147H45V148H43ZM109 147V146H108ZM112 147V146H111ZM142 147V146H141ZM140 147V148H141ZM145 147V146H144ZM196 147V146H195ZM195 147H193V151L194 152H192V150H191V152L194 154V153H196L195 151H196V149H197V147L195 148ZM207 147V146H206ZM116 148V149H117ZM139 148V147H138ZM149 148V147H148ZM189 148V147H188ZM230 148V144H229V147H228V149ZM110 149V148H109ZM112 149V150H113ZM115 149V150H116ZM125 149H123L122 151H124ZM224 149H226L225 147H224ZM227 149V150H228ZM21 150V151H22ZM41 150V149H40ZM133 150V149H132ZM202 150H204V149H201L200 151H202ZM134 151V150H133ZM132 151V152H133ZM186 151V150H185ZM39 152H41V154L39 153ZM115 152H117V151H115ZM125 152V151H124ZM139 152V151H138ZM150 152V151H149ZM188 152V151H187ZM197 152H198V150H197ZM227 152H229V151H227ZM45 153V152H44ZM127 153V152H126ZM139 153H141V152H139ZM184 153H186V152H184ZM50 154V155H49ZM112 154V155H111ZM118 154V153H117ZM130 154H132V153H130ZM133 154H136L135 153V151L133 152ZM144 154V156H145V154H146V152H144L143 153ZM143 154H139L140 156H142V157H144L143 156ZM156 154V153H155ZM191 154V153H190ZM198 154V153H197ZM244 154V153H243ZM242 154V155H243ZM246 154V153H245ZM181 155V154H180ZM187 155V154H186ZM219 155H220V153H219ZM241 155V156H242ZM255 155V154H254ZM254 155H252L253 156V158H254ZM255 155V156H256ZM18 156H19V158H21V159H19V160H21V162H16V163H14V161H16V160H18ZM133 156V155H132ZM147 156L148 155H146V159H147V161L149 160L148 158H147ZM151 156V158H152V156L153 155H150ZM188 156V155H187ZM192 156V155H191ZM194 156V155H193ZM192 156V157H193ZM199 156V155H198ZM197 156V157H198ZM240 156V155H239ZM239 156L237 157L238 159H239ZM240 156V160L242 159H245L246 161H250V159H251V157L249 158V156L247 157V155L246 156H244L243 155V157H241ZM126 157H128V156H126ZM134 157V159L136 158L137 159V156L135 157V156H133ZM141 157V158H142ZM183 157V156H182ZM191 157V158H192ZM195 157V156H194ZM193 157V158H194ZM197 157H195V159L197 158ZM43 158H44V161L45 162H43ZM129 158V157H128ZM128 158H126V160H128ZM131 158V157H130ZM140 158V157H139ZM139 158H138V161H139ZM140 158V159H141ZM150 158V159H151ZM191 158H189V156H188V161H187V163L188 164H190L192 161H191ZM248 158H249V160H248ZM253 158L251 159V161L253 160ZM123 160H124V158H122ZM132 159V158H131ZM145 159V160H146ZM153 159V158H152ZM187 159V158H186ZM200 159V160H199ZM211 159V158H210ZM225 159V158H224ZM12 160H14L13 162H10V161H12ZM121 160V159H120ZM126 160H124V161H126ZM144 160V159H143ZM207 160H205V161H207ZM221 160V159H220ZM260 160V161H261ZM25 161L23 162V163H25ZM137 161V162H138ZM191 161V162H190ZM226 161H227V159H226ZM43 164H42V163ZM120 162V161H119ZM126 162H128V161H126ZM125 162V163H126ZM130 162H131V160H130ZM129 162V163H130ZM134 162H136L135 160H134ZM149 162H152V160L151 161H149ZM149 162H147V164L149 163ZM178 162V161H177ZM186 162V161H185ZM190 162V163H189ZM213 162V161H212ZM218 162V161H217ZM221 162V161H220ZM224 162V161H223ZM259 162V161H258ZM17 163H19V164H17ZM226 163H229L228 161L226 162ZM264 163V162H263ZM42 164V165H41ZM131 164V163H130ZM205 164H206V162H205ZM205 164H203L204 165V167H205ZM208 164V163H207ZM240 164H241V162H240ZM239 164V165H240ZM113 165H115V167L113 166ZM132 165V164H131ZM218 165V164H217ZM230 165V164H229ZM248 165H252V164H248ZM248 165H245L246 167L248 166ZM258 165V164H257ZM14 166H15V168H16V170L14 169ZM110 166H112V167H110ZM129 166V165H128ZM146 166V165H145ZM191 166V167H190ZM208 165H206V167H207ZM242 166V165H241ZM244 166V167H245ZM125 167H127V166H125ZM148 167V166H147ZM203 167V166H202ZM216 167V166H215ZM220 167H221V165H220ZM226 167V166H225ZM258 167H259V165H258ZM260 167H262V166H260ZM18 168V169H17ZM103 168H104V170H103ZM115 169L114 171H113V169ZM252 168H253V166H252ZM251 168V169H252ZM203 169V168H202ZM232 169V168H231ZM230 169V170H231ZM239 169V168H238ZM242 169H244V168H242ZM251 169H249V170H247V168H246V170H245V172L243 173V174H248V175H250L249 173V171L251 170ZM253 169H256L255 168V164H254V168ZM252 169V170H253ZM17 170H19V172L21 171L22 173H24V176H25V178H23L24 176H22V180L24 179V180H26V182H28V186H27V184H24L26 187H28V188H26L24 185V187L23 186H21V187H19L22 183H19V181L17 180L18 178H20V177H17ZM28 170V169H27ZM102 170H103V172H104V174H102L103 172H102ZM112 172H111V171ZM138 170V169H137ZM155 170V169H154ZM261 174H263V171H264V166L261 168ZM145 171H147V170H145ZM225 171V170H224ZM243 171V170H242ZM246 171H248V173L246 172ZM254 171V170H253ZM258 171V170H257ZM18 172V173H19ZM20 172V174L19 175H22V173ZM111 172V173H110ZM179 172H180V170H179ZM211 172V171H210ZM240 172V171H239ZM34 173H30V174H34ZM129 173H131V172H129ZM185 173V174H184ZM212 173V172H211ZM255 173V172H254ZM257 174H259L258 172H256ZM12 174V175H11ZM26 174V175H25ZM37 174V175H36ZM151 174V173H150ZM204 174V175H203ZM220 174V173H219ZM235 174H237V173H235ZM242 174V175H243ZM122 175V174H121ZM178 175H180V176H178ZM188 175H190L189 177H192V178H194L195 179V183H196V181L197 182H199V190H194L193 192H195L196 191V193L197 194H192V196L191 195H189L188 193V191L189 190H186V189H184V185H179V184H183L184 182H185V179L184 178H187V176ZM222 175V174H221ZM228 175V174H227ZM239 175H241V173L239 174ZM253 175V176H252ZM264 175V174H263ZM9 176H11V177H9ZM12 176H14V177H12ZM124 176H125V174H124ZM142 176V175H141ZM144 176V175H143ZM250 176H252V177H255L254 176V174H251ZM257 176V175H256ZM11 178V179H9V178ZM136 177V176H135ZM156 176L154 175V178H155ZM179 177H180V179H179ZM224 177V176H223ZM235 177V176H234ZM237 177V176H236ZM241 177V176H240ZM259 177V176H258ZM263 177V176H262ZM261 177V178H262ZM8 178V179H7ZM17 178V179H16ZM34 178H35V180L36 181H33L34 180ZM109 178V179H108ZM221 178V177H220ZM28 179V178H27ZM108 179V180H107ZM128 179V178H127ZM129 179H130V177H129ZM136 179V178H135ZM139 179V178H138ZM183 179V180H182ZM190 179V178H189ZM188 179V180H189ZM227 179V178H226ZM255 179H257V178H255ZM259 179V178H258ZM256 180L255 182H260L261 180L259 179V180ZM9 180V181H8ZM21 180V179H20ZM116 180V179H115ZM140 180V179H139ZM143 180V179H142ZM148 180V179H147ZM153 180V179H152ZM221 180V179H220ZM12 181V182H11ZM16 181V182H15ZM181 181V183H179ZM193 181V180H192ZM216 181V180H215ZM229 181V180H228ZM250 182L252 181V180H249ZM264 181V180H263ZM8 184H7V183ZM109 182V181H108ZM107 182V183H108ZM141 182V181H140ZM143 182V181H142ZM187 182V181H186ZM217 182H219V181H217ZM262 182V181H261ZM17 185H16V184ZM119 183V182H118ZM144 183V182H143ZM228 183V182H227ZM253 183V182H252ZM14 184V185H13ZM18 184H20V185H18ZM35 184V185H34ZM44 186H43V185ZM132 184V183H131ZM135 184V183H134ZM154 184H156V183H154ZM185 184V183H184ZM211 184V183H210ZM262 184H264V182L262 183ZM6 185H8L7 187H9V186H11V187H13L12 189H10V187H9V189L10 190H12V191H10L9 189H8V191H6V188H5V186ZM31 185H33V186H31ZM114 185V184H113ZM194 185V184H193ZM218 185H219V183H218ZM244 185H246V184H244ZM258 185V184H257ZM104 186H105V184H104ZM156 186V185H155ZM194 186H197V185H194ZM215 186V185H214ZM222 186H223V184H222ZM237 186V185H236ZM256 186V185H255ZM263 185H261L260 187H262ZM42 187V188H41ZM45 187V188H44ZM109 187V186H108ZM136 187H137V185H136ZM151 187H154V185H152L151 184ZM187 187H189V188H191V183H190V185L188 186V184H187ZM241 187V186H240ZM17 188H18V190H17ZM34 190H33V189ZM43 188H44V190L45 191H42L43 190ZM118 188V187H117ZM243 188H245V187H243ZM16 189V191H17V193L15 192V191H13V190H15ZM30 189H32V190H30ZM40 189H42L41 191H40ZM114 189V188H113ZM149 189V188H148ZM151 189V188H150ZM154 189H156L155 187L152 189V190H154ZM198 189V188H197ZM222 189H224V188H222ZM258 189H260V188H258ZM256 187H255V190H258ZM264 188L262 187V189L261 190H263ZM39 190V192L38 193H36L37 195H35V191H38ZM131 190V189H130ZM138 190V189H137ZM217 190V189H216ZM221 190V189H220ZM227 190L229 191V189L227 188ZM242 190V189H241ZM21 191V192H20ZM46 191H50L49 192V194H57L56 196H54L53 198H54V200L56 201V200H58V199H60V200H63L62 202H66V204H68L69 205V207L70 208H73L74 210L73 211H71L70 210V208L68 207V209H66V208H64L63 207V209L61 208V210L60 211H62V213L64 212V209L67 211H69L70 212V214H67V217L69 216V218L68 219H66L65 221L67 222V220H68V224H66L65 225V227H60L59 226V224H63V222H65V221H63L65 218L64 217H62V219L63 220H61L60 219V217L58 218V219H55V220H53V218L52 219H48V222L49 223H45L44 222V219L48 216V214L49 213H47L48 211H46L47 209H50L51 207L49 206L48 207V202L45 204V201L44 200H46L48 197H47V195H49L48 194V192H46ZM51 191L53 192V193H51ZM109 191V190H108ZM119 192H120V190H118ZM117 191V192H118ZM142 191V190H141ZM144 191V190H143ZM233 191V190H232ZM259 191V190H258ZM12 192H15V193H13V194H15V197L14 196H12V194L10 195V193ZM25 192V194H29V193H32V194H30V195H27V196H22V195H24L23 193ZM27 192V193H26ZM41 192V193H40ZM44 192V193H43ZM46 192V193H45ZM99 192H101V191H99ZM109 192H112V195L110 194V196H111V199H112V197L113 198H115L114 197V191H109ZM126 192H131V191H126ZM188 192V193H187ZM261 192V191H260ZM19 193H21L20 195H19ZM34 193V194H33ZM39 193H40V195L42 196V194L44 195V194H46V196H45V198L43 197H41L40 195H39ZM108 193V192H107ZM125 192L123 191V194H124ZM141 193V192H140ZM145 193H147V192H145ZM149 193V192H148ZM238 193V192H237ZM236 193V194H237ZM249 193V192H248ZM255 193V192H254ZM253 193V194H254ZM259 193V192H258ZM264 192H262V193H260V195L261 194H263ZM99 194V193H98ZM103 194V193H102ZM120 194H122V193H120ZM123 194H122V196H123ZM130 194H132V192L130 193ZM138 194V193H137ZM202 194V195H201ZM220 194V193H219ZM244 195H246L245 193H243ZM256 194H257V192H256ZM20 197H19V196ZM60 195V196H59ZM96 195V194H95ZM103 195H106V193H104ZM116 195V194H115ZM136 195V194H135ZM194 195V196H193ZM243 195V196H244ZM259 195V196H260ZM18 196V197H17ZM38 196H40V197H38ZM122 196L120 195L119 197H121L120 198V200L121 199H123L122 198ZM129 196V194H127V195H125V197H128ZM145 196H147L146 194H145ZM263 196V195H262ZM49 197L51 198L52 196H50L49 195ZM106 197H109L108 195L106 196ZM124 197V198H125ZM138 197V196H137ZM139 197H141V196H139ZM138 197V198H139ZM149 197H148V199H149ZM227 197V196H226ZM95 198V197H94ZM93 198V199H94ZM102 198V197H101ZM101 198L99 199V200H101ZM118 198V197H117ZM129 198V197H128ZM131 198V197H130ZM129 198V199H130ZM134 198V197H133ZM133 198H132V200H133ZM145 198V197H144ZM248 198H250V197H248ZM258 198V197H257ZM92 199V200H93ZM104 199V198H103ZM111 199L110 200H107L106 202H107V205H109L110 203H108V201H111ZM137 199V198H136ZM135 198H134V202H136L135 200H136ZM147 199V200H148ZM251 199V198H250ZM259 199V198H258ZM49 199H47L46 201H48ZM51 200H52V198L50 199V201H49V203L51 202ZM60 200H59V202H60ZM92 200H90V203L92 202ZM97 200V199H96ZM116 200V199H115ZM115 200H114V202H115ZM144 200V199H143ZM229 200V199H228ZM227 200V201H228ZM241 200V199H240ZM253 200H254V196H253ZM252 200V201H253ZM257 200V199H256ZM53 201V200H52ZM103 201V200H102ZM123 201V200H122ZM124 201H125V199H124ZM226 201V202H227ZM230 201V200H229ZM259 201H260V199H259ZM64 202V203H65ZM118 202V204L117 203H115L116 205H113V206H115V208L117 207L118 208V206H122V204L124 203V202H122V204L120 205L119 204V201H117ZM121 202V201H120ZM127 202H129V201H126L124 204H127ZM243 202V201H242ZM131 203H133V202H131ZM51 205L52 204H56L57 205V201H56V203H50ZM66 204L64 205V206H66ZM85 204H87V206L85 205ZM95 201H94V206L93 207H95ZM98 204V203H97ZM96 204V205H97ZM100 204L102 205V202H100ZM112 204V203H111ZM111 204L109 205V206H111ZM138 204H140V203H138ZM138 204H136L135 206H137ZM251 204H253V202L251 203ZM259 204V203H258ZM56 205H52V207L54 206V208L55 209H57V207H60V205L58 206H56ZM62 205V204H61ZM67 205V206H68ZM91 206H92V203L90 204ZM118 205V206H117ZM129 205H131V204H128V206ZM230 205H232V204H230ZM264 205V204H263ZM56 206V207H55ZM66 206V207H67ZM103 206V205H102ZM125 206V205H124ZM128 206H126V208H128ZM132 206H133V204H132ZM140 205L138 206V207H141ZM228 206V207H227ZM235 206V205H234ZM234 206L232 205L231 207L232 208H234ZM248 206H250V205H248ZM81 207H79V208H81ZM134 207V206H133ZM98 208V209H97ZM104 209L105 208H108L109 209V207H105V205H104V207H103ZM103 208L101 207H96V209L97 210H99L100 209V211H101V209L103 210ZM113 209H114V207H112ZM122 208L124 209L125 207H123L122 206ZM121 208V209H122ZM261 208V207H260ZM52 209L53 208H51V210L50 211H52ZM60 209V208H59ZM59 209H57V210H59ZM89 209V208H88ZM92 209V208H91ZM113 209H111V211L113 210ZM136 209V208H135ZM144 209V210H143ZM149 209H147L146 211H149ZM264 209V208H263ZM262 209V210H263ZM54 210V209H53ZM57 210H54V211H52V213L53 212H57L58 213V211ZM95 210V209H94ZM118 210H120V208H118ZM128 210H130V209H128ZM136 210H138V209H136ZM231 210H233V209H231ZM230 210V211H231ZM235 210V209H234ZM237 210V209H236ZM84 211V210H83ZM89 211V210H88ZM88 211H85V212H83V214L85 213V214H87V212ZM106 211H107V209H106ZM135 210L133 209V211L132 212H134ZM264 211V210H263ZM71 212H73V213H71ZM82 212V211H81ZM93 212V211H92ZM96 212V211H95ZM103 212H105V210H103V211H101L100 213L101 214H103ZM122 213L121 214H125V213H127V212H125V213H123V211H121ZM131 212V211H130ZM149 212H152V210L151 211H149ZM239 212V211H238ZM253 212V211H252ZM52 213H50V214H52ZM61 213V214H62ZM65 213V212H64ZM66 213H68V212H66ZM65 213V214H66ZM89 213V212H88ZM107 213V212H106ZM113 213H115V212H113ZM138 213H136V214H138ZM240 213V212H239ZM264 213V212H263ZM76 214H78L79 216H77ZM85 214H84V216H85ZM90 214V213H89ZM88 214V215H89ZM94 214V212L91 214V216L92 217H90L91 219H94L93 218V215ZM98 213H95V215H97ZM110 214V213H109ZM232 214V215H231ZM242 214V215H241ZM240 215L241 216H244L245 215V213H244V215H243V213H241ZM252 214V213H251ZM57 215V214H56ZM58 215H60V213H58ZM88 215H86V216H88ZM106 215V214H105ZM110 215H112V214H110ZM109 215V216H110ZM133 215V214H132ZM150 215V216H149ZM229 215H231L230 216V219L231 220H229L228 221V218H229ZM63 216V215H62ZM66 216V215H65ZM82 216V215H81ZM83 216V217H84ZM102 216V215H101ZM108 216V220H110L109 218L111 217H109ZM118 216H120V214L119 215H114V217H118ZM128 216H130V215H128ZM251 216V215H250ZM253 216V215H252ZM45 217V218H44ZM49 217H52L51 215L49 216ZM55 217V216H54ZM83 217H81V218H83ZM97 217H100V215H97L96 216V220L98 219ZM103 218H105L106 220H107V217H104V215L102 216ZM236 217V216H235ZM87 218V217H86ZM86 218H84L85 220V222H87V221H89V219L87 220ZM103 218H101V220L103 219ZM133 218V217H132ZM131 218V219H132ZM237 218V217H236ZM245 218V217H244ZM247 218V217H246ZM264 218V217H263ZM70 219V220H69ZM80 219V218H79ZM90 219V220H91ZM112 219H113V217H112ZM118 219V218H117ZM120 219H122L123 220V218H120ZM120 219H119V221H120ZM144 219H142L141 220V222H140V224L142 223V221H143V223H145L146 221L144 220ZM150 219V220H149ZM243 219V218H242ZM78 220V219H77ZM87 220V221H86ZM114 220L115 221H117L115 218H114ZM130 220V219H129ZM128 220V221H129ZM134 220V219H133ZM236 220H238V218L236 219ZM239 220H240V218H239ZM238 220V221H239ZM249 220V219H248ZM247 220V221H248ZM47 221V220H46ZM82 221V220H81ZM95 221V220H94ZM97 221H99V222H97L98 224H101L102 222H100V220H97ZM111 221V220H110ZM128 221H127V223H128ZM238 221H237V224H238ZM241 221V220H240ZM243 221V220H242ZM241 221V222H242ZM244 221H246V220H244ZM251 221V220H250ZM263 221V220H262ZM54 223V225H53V227H52V223ZM84 222V223H85ZM91 222H93V220L91 221ZM90 221L88 222V224L86 223V225L88 226L89 225V223H91ZM104 222V221H103ZM124 222V221H123ZM130 222V221H129ZM149 222H147V223H149ZM227 222V223H226ZM234 222V220H232V223ZM43 223H45L46 224V227L44 228V225L45 224H43ZM76 223V222H75ZM109 223V221L107 222V224ZM111 223V222H110ZM136 223H139L138 222V220H137V222H135V224ZM147 223H145V224H147ZM231 223V224H232ZM235 223V222H234ZM244 223V222H243ZM51 224V225H50ZM77 225H78V223H76ZM93 224V223H92ZM106 224V225H107ZM113 224V223H112ZM111 224V225H112ZM121 224V223H120ZM131 224V223H130ZM133 224V223H132ZM150 224V223H149ZM230 224V225H231ZM236 224V223H235ZM247 224V223H246ZM50 225V226H49ZM80 225V224H79ZM86 225H82V226H86ZM104 225H105V223H104ZM115 225V224H114ZM116 225H117V223H116ZM125 225H126V223H125ZM125 225H124V228H125ZM138 225V224H137ZM143 225V224H142ZM230 225H229V227H230ZM234 225V224H233ZM241 226H242V224H240ZM248 225V224H247ZM250 225H251V223H250ZM249 225V226H250ZM48 226V227H47ZM90 226V225H89ZM93 226H95V225H93ZM97 226V225H96ZM103 226V225H102ZM102 226H101V228H102ZM122 226V225H121ZM133 226V225H132ZM196 226H197V228H198V230L196 231L195 230V228H196ZM198 226H200V227H198ZM232 226V225H231ZM240 226V227H241ZM244 226V225H243ZM105 227H108V226H104V228ZM110 227V226H109ZM108 227V228H109ZM126 227H128L127 225H126ZM135 227V226H134ZM203 227V228H204ZM221 227H219V228H217L218 229V231L221 229ZM228 227V226H227ZM235 227V226H234ZM247 227V226H246ZM253 227V226H252ZM96 228H98V227H96ZM103 228V229H104ZM130 228V227H129ZM140 228H142V227H140ZM144 228V227H143ZM210 228V227H209ZM238 228V227H237ZM236 228V229H237ZM244 228H245V226H244ZM250 228H251V226H250ZM88 229H89V227H88ZM92 229H94V228H92ZM107 229V228H106ZM110 229H112L111 227H110ZM109 229V230H110ZM117 229V228H116ZM120 229H123V226H122V228H120ZM150 229V228H149ZM153 229H152V232H153ZM207 229H208V227H207ZM213 229V230H214ZM223 229H225V227L223 228ZM222 229V230H223ZM232 229V228H231ZM242 229V228H241ZM246 229V228H245ZM249 229V228H248ZM247 229V230H248ZM100 230V229H99ZM108 230V231H109ZM117 230H119V229H117ZM127 230V229H126ZM203 230V229H202ZM201 230V231H202ZM211 230V229H210ZM216 230V229H215ZM220 231L219 232V234L221 233V232H223V231ZM233 230H234V228H233ZM240 230V229H239ZM244 230V229H243ZM90 231H91V229H90ZM98 231V230H97ZM113 231V230H112ZM123 231L125 232V230L123 229ZM132 231V230H131ZM130 231V232H131ZM147 231V230H146ZM145 231V233H147ZM149 231V230H148ZM151 231V230H150ZM149 231V232H150ZM205 231V230H204ZM232 231V230H231ZM237 231V230H236ZM250 231V230H249ZM99 232H101V231H99ZM102 232H104V231H102ZM122 232V231H121ZM215 232V231H214ZM213 232V233H214ZM217 232V231H216ZM240 232V231H239ZM258 232V231H257ZM256 232V233H257ZM90 233H92L93 234V230L90 232ZM118 233H120V232H118ZM132 233H134V232H132ZM131 233V234H132ZM199 233V232H198ZM226 233V232H225ZM232 232H230L228 235H230ZM98 234V233H97ZM107 234V233H106ZM112 234V233H111ZM110 234V235H111ZM114 234V233H113ZM200 234H201V232H200ZM203 234V233H202ZM212 234V233H211ZM233 234H234V232H233ZM236 234H237V232H236ZM235 234V235H236ZM118 235V234H117ZM123 235H124V233H123ZM122 235V236H123ZM129 235V234H128ZM210 235V234H209ZM217 235V234H216ZM224 236H225V234H223ZM92 236V235H91ZM90 236V237H91ZM96 236V235H95ZM103 236V235H102ZM122 236H121V239H122ZM132 236V235H131ZM141 236H142V234H141ZM154 236V235H153ZM212 236H215L214 234L212 235ZM211 236V237H212ZM221 236V235H220ZM224 236H222V237H224ZM242 236V235H241ZM100 237V236H99ZM98 237V238H99ZM139 237V236H138ZM149 237V236H148ZM147 237V238H148ZM234 237V236H233ZM236 237V236H235ZM242 237H244V236H242ZM263 237V236H262ZM261 237V238H262ZM95 238V237H94ZM94 238H93V236L91 237V241H89V242H91V246H92V248L94 249L93 250V256H95V257H93L92 255V257L91 258H89V260L88 261H90L91 260V263H92V261L94 262V264H112L111 262H113L114 261V259L115 258H112L113 260H108L109 258L111 259V256H109V257H107V258H105L104 259V255L105 256H107L108 254H105L104 252H102V250H104V249H102L101 250V248H100V246L98 245V243L96 244L95 243V240H94ZM104 238V237H103ZM109 238V237H108ZM113 238V237H112ZM214 238V237H213ZM217 238V237H216ZM225 238L227 239L228 237L227 236H225ZM248 238V237H247ZM95 239H97V238H95ZM107 239V238H106ZM114 239V238H113ZM118 239V238H117ZM140 239V238H139ZM154 239V238H153ZM219 239V238H218ZM233 239V238H232ZM236 239V238H235ZM234 239V240H235ZM249 239H250V237H249ZM86 240V239H85ZM217 240V239H216ZM215 240V241H216ZM223 240V239H222ZM237 240V239H236ZM251 240V239H250ZM87 242H88V240H86ZM97 241H101V240H97ZM107 241H110V240H107ZM119 241V240H118ZM224 241H226V240H224ZM112 242V241H111ZM127 242V241H126ZM156 242V241H155ZM193 242V243H192ZM195 242H196V240H195ZM200 242V240L198 239V241H197V243L201 246V244L199 243ZM236 242V241H235ZM252 242V241H251ZM257 242V241H256ZM80 243V242H79ZM86 243V242H85ZM100 243H102V242H100ZM124 243V242H123ZM129 243H130V241H129ZM128 243V244H129ZM118 244H119V242H118ZM117 244V245H118ZM125 244V243H124ZM123 244V245H124ZM133 244V243H132ZM157 244V243H156ZM159 244V243H158ZM198 244H195V245H198ZM231 244V243H230ZM235 244V243H234ZM241 244V243H240ZM243 244V243H242ZM241 244V245H242ZM247 244V243H246ZM11 245H13V246H15V247H19V245H20V248L21 247H23V248H25L24 250H23V248L21 249V250H19V249H16V248H14L15 250H16V252H17V254H18V256H17V254H16V252H14L13 251V247L11 246ZM22 245H26V246H22ZM37 245H43V246H41L40 248L37 246ZM44 245L46 246V248H49L48 250H44L43 251V247H44ZM87 245V244H86ZM86 245L84 246V245H82L83 247H84V249H85V247H86ZM90 245H88V246H90ZM101 245V244H100ZM103 245H105V244H103ZM107 245H109V244H107ZM120 245H121V242H120ZM119 245V246H120ZM145 245V244H144ZM229 245V244H228ZM251 245V244H250ZM8 246V247H7ZM11 246V248H9ZM28 246V247H27ZM81 246V245H80ZM112 246V245H111ZM199 246V247H200ZM213 246H214V243H213ZM218 246L219 245H217V248H218ZM246 246V245H245ZM69 247V248H68ZM105 247V250H108V249H106V247H108V246H104ZM103 247V248H104ZM122 247V246H121ZM146 247V246H145ZM144 247V248H145ZM163 247V246H162ZM165 247V246H164ZM168 247V246H167ZM172 247H173V249H177L178 247L179 248H181V249H183L184 248V251H182V250H179V252H173V249H172ZM210 247V246H209ZM249 247H251V246H249ZM45 248V247H44ZM82 248V247H81ZM118 248V247H117ZM147 248V247H146ZM154 248V247H153ZM197 248V247H196ZM216 248V249H217ZM236 248H238V247H236ZM243 248V247H242ZM253 248H255V247H253ZM32 249V248H31ZM76 249V248H75ZM80 249V247L79 248H77V250H79ZM84 249H82V250H84ZM86 249H87V247H86ZM85 249V250H86ZM129 249V248H128ZM138 249V248H137ZM157 249V248H156ZM160 249V248H159ZM163 249V248H162ZM161 249V250H162ZM165 249V248H164ZM194 249L195 248H193L192 250L194 251ZM229 249V248H228ZM241 249V248H240ZM91 250V249H90ZM120 250V249H119ZM125 251H127V252H130V253H134V252H132V250L131 251H129V250H127V249H124ZM144 250V249H143ZM167 250V249H166ZM213 250H215V249H213ZM236 250V249H235ZM256 250V249H255ZM28 251V250H27ZM32 251H33V249H32ZM69 251V250H68ZM70 251H71V249H70ZM80 251V250H79ZM88 251V250H87ZM124 251V252H125ZM137 251V250H136ZM142 251V250H141ZM229 251V250H228ZM234 251V250H233ZM29 252H31V251H29ZM34 252V251H33ZM106 252V251H105ZM110 252V251H109ZM109 252H107V253H109ZM119 252V251H118ZM198 252V251H197ZM201 252V251H200ZM211 253H212V251H210ZM237 252V251H236ZM236 252H235V255H236ZM246 252V251H245ZM25 253L26 252H24V253H20V254H24L25 255ZM112 254H113V252H111ZM120 253V255L121 254H123V253H121V252H119ZM118 253V254H119ZM142 253V252H141ZM192 253V255L193 254H195V253H193V252H191ZM221 253H222V251H221ZM233 253V252H232ZM243 253V252H242ZM31 254H32V252H31ZM41 254V255H40ZM69 255V257H72V258H68V256H67V258L65 259V257L64 256H66V255ZM110 254V253H109ZM117 254V253H116ZM125 254V253H124ZM135 254V253H134ZM133 254V255H134ZM138 254V253H137ZM146 254H147V252H146ZM190 254V253H189ZM197 254V253H196ZM256 254V253H255ZM72 255V256H71ZM85 255V254H84ZM126 255V254H125ZM129 254H127V256H128ZM133 255H129V256H133ZM139 255V254H138ZM137 255V257L139 258L140 256H138ZM141 255V254H140ZM162 255V256H161ZM198 255V254H197ZM232 255V254H231ZM17 258H16V257ZM22 256V255H21ZM20 256V257H21ZM29 256H30V253H28V256H23L22 258H24V257H27L26 258V260H25V258L22 260L20 257V259L18 260V263H19V261H20V264H22V261H26L24 264H31L30 263V258H29ZM86 256H88V255H85V256H83V257H86ZM113 256H114V254H113ZM135 256V255H134ZM133 256V257H134ZM142 256V255H141ZM161 256V257H160ZM171 256V257H172ZM223 256V255H222ZM230 256V255H229ZM238 256V255H237ZM251 256V255H250ZM249 256V257H250ZM256 256V255H255ZM11 257V258H10ZM31 257V256H30ZM61 257H63V258H61ZM115 257V256H114ZM170 257V256H169ZM240 257V256H239ZM242 257V256H241ZM28 258H29V261H28ZM45 257H43L42 259H44ZM45 258V259H46ZM51 258V259H50ZM80 258V257H79ZM11 259V260H10ZM93 259V260H92ZM240 259V258H239ZM86 260H87V258H86ZM117 260V259H116ZM125 260H127V259H125ZM129 260V259H128ZM241 260V259H240ZM263 260V259H262ZM3 261H2V263H1V261H0V264H3ZM36 261V260H35ZM118 261H120V260H117L116 261V264H117V262ZM233 261H234V263H233ZM239 261L238 260V257L236 258V257H234L233 258V260H232V262H231V260L228 262V264H236L237 262ZM247 262H246V264H248V261H252V260H246ZM255 261V260H254ZM142 262V263H141ZM231 262V263H230ZM16 263V262H15ZM32 263H34V262H32ZM38 262H36V263H34V264H37ZM89 263V262H88ZM91 263H89V264H91ZM114 263V262H113ZM222 263V262H221ZM225 263V262H224ZM227 263V262H226ZM244 263V262H243ZM81 264H83V263H81ZM120 264V263H119ZM123 264V263H122ZM239 264V263H238ZM240 264H241V261H240ZM254 264V263H253ZM256 264H261V260H260V262L258 263H256Z\"/></svg>",
	"mask_w": 264,
	"mask_h": 264
}]
</instances>
